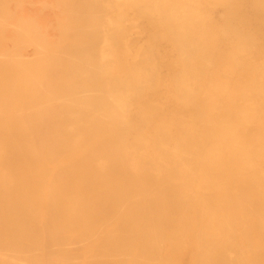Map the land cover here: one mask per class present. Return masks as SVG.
I'll return each instance as SVG.
<instances>
[{
	"label": "bare ground",
	"instance_id": "obj_1",
	"mask_svg": "<svg viewBox=\"0 0 264 264\" xmlns=\"http://www.w3.org/2000/svg\"><path fill=\"white\" fill-rule=\"evenodd\" d=\"M7 1H9V0H7ZM7 1H4V2H7ZM15 1L18 3V5H19V3H22V2H18V0H15ZM29 1H32V0H29ZM237 1L238 0L235 1L236 4H237ZM244 1L245 0H243V2ZM1 2H2V4L5 5V7H7L8 3L7 4L3 3V0H1ZM27 2L28 1L25 2L26 6L27 7L29 6L30 8L34 4V3L33 4L31 3L32 5H28L29 2L28 3ZM55 2H56V0H55ZM60 2H62V1H60ZM65 2H67V1H65ZM72 2H71V6H73V5L75 6L76 3L72 5ZM91 2L96 3V4L98 3L97 5H100L101 8L102 7L105 8V9H103L104 10L103 14L100 13V15H102V17L99 18V21H96V19H93L94 22L96 21V23H95L96 26H95V28H93L95 30L92 31L94 33L89 31L88 26H87V28L85 27L86 30L89 31L88 35L91 33L87 37L88 38V43L86 44L85 47L80 48V49H78V47L77 48L74 47L75 50L78 49L77 55H78V58H79V60H78L79 62L76 64L75 68H71V70L68 69V70H70V71H68V74H66L65 76L63 74L64 78L59 73H57V74H59V76L58 75L57 76L59 77L58 81H60V82L58 84L56 83L57 87L55 89H57V90H52L51 91L52 93L49 92L50 94L44 92V91H46V89L44 90V86H43V83H45L47 81V78H49V76L47 78H45L46 80L45 79L43 80V78L45 77V73L44 72L45 71L48 72L50 70L51 66H52L53 56H51V55L50 56L48 55V57H42V56H44L46 54V51H48L46 49H49V48H45V45H47L46 47H50V48H52L54 46L53 42H52L53 46H51V44H52V43L50 44V40L51 39L50 40H49V38L47 39L46 36L48 37V35H49V37H50L51 34H53V30L55 31L56 28H60L61 26H59V25L61 24L60 23L61 21L59 22V25L56 24L59 27H55V28L51 29V28H49L50 26L49 27L46 26L45 29H44L43 26L47 25L50 22L49 19H51V17H49V16L45 17V21L46 20H48V21H46L47 24H45V22H44V25L41 24V22H37L38 24H34L35 22L33 23V21H32L34 16H32L33 18L31 17L32 19L29 17L31 22H32V25L31 24H28V25H31L33 27L32 29H34V30L31 29L32 31L29 32L30 36L32 37L31 33L33 31H34L33 32L34 35L36 36V38H35L36 41L35 40L34 41L31 40V39H33V37L32 38L30 37L31 39L29 41L30 42H37L36 46H34L35 49L33 47L30 48V49H32L31 51L34 50L33 51L34 54H36L38 56V58H40L39 62L36 60L38 62V66L37 65L36 66H37V68L40 69V71L38 70L37 72L33 73L31 70H29V68H31V66H32L30 64L31 62L29 63V61L26 60L27 57H28L27 53H29V51L24 48L26 50L24 52V53H26V58L22 59V55L20 57V54H18L16 57H19L22 60L19 59V61H18V59H17L18 62L15 61V60L14 61L17 62L19 66L21 65L22 61H24L22 63V69H23V66L26 63H29V64L25 65L26 67L24 66V68H27L26 71H25V69H23V71L22 70L21 71L22 72H24V71L27 72L29 70L28 74H30L32 72L31 74H33V76L32 75H28L27 76V73H26L27 77L24 76V78H23V74L21 73L22 74L21 78H23V79H21V78L18 79L20 81H18L17 78H15L18 75L17 69L19 70V67L17 66V64L12 66V62L10 63V62L7 61V60L10 59L9 58L10 56H8V59H6L7 56L5 58V55L9 54V53H6L7 49L9 47L7 48L5 46V44H3L4 42L2 43L1 40H3V39H2V35H1V38H0L1 39L0 40V42H1V45H0V57L3 55L2 59H6V61H0V62L1 63H3V62L7 63L8 62L7 64H10L11 66L9 65V67H12V69H8V67H7L8 65L5 66L6 63L5 64L3 63L4 67L0 63V66H2V67H0V264H136V261L138 260L137 257H139V254L137 252L138 249L140 250L139 252H140L141 256L145 255L146 252H148V254H149L150 251H154V250L157 252V250L160 249V248L158 246H156V243L159 244L157 241L161 242V240H159L158 237H157V241L155 239H153L154 241H156L155 244H154V241L151 240V237L156 238V235L153 236V234H156V230H155L156 227H154V226L157 225V227L160 230V233H162L161 229L164 228L163 226H165V228H167L165 224L168 225V223H169V222L165 223L166 219L169 218V220H167V221H170V219L173 218L172 216H174V218L176 216L174 214L171 216V214H172V210H171L170 216L166 215L165 220L163 219V217L165 215V214L163 215V210L166 211V208L170 209V206H168V204L170 205V202L173 201V200L171 201L172 197L169 198L170 202L167 201L168 202L167 205H165L166 201H162V202H165V204H164L163 207H160V208L158 207L159 210H157L156 207L159 205V202H161V201L156 202V201L153 200L154 202H149V201H142L140 199V198H143V197H145L147 195H150V194H148L149 191H152V194H153V191H155L156 193H158V196L162 195V196H166L167 197V194H166L165 188H164V183H165L164 180H166V179L162 178L163 176L160 174V171H163L164 165H166V163L163 164V168L160 171H159V169L156 170V171H154L153 169H150V167H152V166L149 167V165L146 167V163L148 162V164L152 165L154 163V161H156L157 159H160V161H161V158H163L164 160H168V161L170 159H174L173 161H175V160H180L181 161V159L183 157H185V158L188 157V155L187 156H185V155L183 156L182 155L183 153H185L183 150H186V151L193 150V151H196L194 153H197L198 155H202L203 153H201V151H199L201 154H199V152L197 151L198 148L202 147L203 151L206 148H208V151L206 152V154H207L206 155L207 162H208V160H213L214 163H215L216 158H218V157H219L218 159H220V162H221L220 156H223L224 158H226V156H224V155L227 153V152H225L226 151L225 148H227V147L224 146L225 147L224 148L225 151L221 150V151H224L225 153L221 152L219 154H216L215 152L213 153L212 152L213 149L211 151V148L209 149V147H211L212 145H217L219 147H222V145L226 141H228L227 143L229 145H231V147L233 148V151H231V153L229 155L228 154L227 155L232 157V158L234 156H236V158H241V160H243L244 163L246 162V164L248 166L252 167V168H253V165H255V166L259 165L260 166V170L259 171H261V173H262V174L260 173L261 174L260 175V179H261L262 176L264 177V97H261L262 95H264V83L260 84V83H262L264 81L263 80H262V82H258L257 81L258 83H254L253 82L254 84L252 83L253 85H257L258 88L256 89V86H253L255 88L251 92H253L255 95L258 94L260 96V98H259V100L250 101V103L249 102L246 103L244 101L243 102L237 101L236 100L237 99L236 96H234V95L231 96V94H233V91L225 90V88H224V85L228 86L229 84L227 85V84H224L223 81H219V82H222V87L224 88V95L226 93L227 96H228L227 97L225 95L226 96L225 98H227L226 99V104L223 105L224 106L223 108H222V106H220L223 109V110L221 109L222 111H220V112L218 110V109H220V107L217 109V111L215 110L217 108L218 104H216V102H214L213 98H212L213 101L211 100L212 103L209 102L210 95L211 96L213 95L212 91H211L212 93L208 92L210 95H208V93L206 94V95L209 96L208 102L210 104H205V103H204V105L202 104L205 101V100H203L204 97L202 98V100L201 99L200 100L197 99L198 96H196V95L201 93L200 88H201V83H203V82L200 83L198 81V79L200 80V77L201 78H202V76L204 77V75H203L204 69H206V66L210 67V64L209 65H205V66L201 65L200 66V70L197 71L198 70L197 66H196L197 64H193L192 62H191L193 64L192 66L190 64H188L190 62V60L193 58V56H191V54H194V53L197 54V51L199 52L198 47L199 46L201 47V45H206V44L209 45V47L207 46V48H205L206 50H208V48L211 47L210 44H212V47H211L212 49L211 50H213L214 48L217 47V46H215L216 45L215 43H217V41H220V40H217L216 42H214L215 40L214 41L210 40L211 43L209 44L208 42L206 43L201 38V36H203L204 33H207L206 32L207 30L205 31L204 30L205 28L203 29V27H202L203 24L200 25V24L194 23L193 20H192L193 16L196 14L195 13L196 6L194 7L193 5H190L187 2H184L182 0H91ZM229 2H227V4H229ZM235 2H233V3L235 4ZM240 2L242 3L241 0H240ZM240 2H238V5H239ZM250 2H252V0H250L249 3ZM245 4H247V2ZM248 4H247V6L245 5L246 8H248V6H249ZM261 4H263V3H261ZM4 5L1 6V4H0V6L3 8V11H5ZM23 5H25V4H23ZM230 5H232V4H230ZM54 6H55V4H54ZM233 6H235V5H233ZM18 7L19 6L14 8V10H13L14 13L16 11H19L18 9H20V8H21V11L24 12V10L22 9L23 8L22 5H21V7H19V8ZM66 7H68V6H66ZM66 7H64V8H66ZM242 7H244V5ZM30 8H28V9L30 10ZM135 8H136V11H135ZM240 8H239V10H240ZM6 9H9V8H6ZM38 9L40 10L39 7H38ZM232 9L233 8L231 7V10ZM242 9L246 10L245 7L242 8ZM242 9H241V12H242ZM249 9L250 8H248L247 10H249ZM253 9H254L253 13L257 12V11H255L256 10L255 8H253ZM257 9H260L259 11H261L264 8L262 6V8L258 7ZM79 10L81 11V9H79ZM100 10L101 9L99 8V11ZM234 10L238 11L237 9H234ZM234 10H232L231 12L232 13L236 12ZM3 11L0 10V12H2L0 15L3 14ZM8 11H10V9ZM21 11H19L17 13H19L20 16H21V14L23 16L25 12L21 13ZM57 11H58V9H57ZM66 11H68V10H66ZM71 11H72V9H71ZM133 11L135 13L138 12L139 14H135ZM259 11L257 12L258 14L254 13V14L257 15V17L259 15ZM10 12H8V13L10 14ZM13 12L10 15H11V17L13 15L15 16V17H12L13 18V22H14V19L16 18V15L13 14ZM61 12H65V11L63 10ZM101 12H102V10H101ZM112 12H113V14H110ZM130 12L133 13L134 15H136L135 17H137V18H141L139 15H142V14H143L142 15V19H143L144 14L147 15V17L150 16L151 18L148 19L150 21L151 20H155V19H156L155 21H157V18H158L159 22L161 23V24L158 23V24H160L158 26L162 27V28L161 27H158V28H161V31L165 32V33L164 32L163 33L165 34L166 38L167 37L168 38L174 37V38H176L179 41L184 39V42L183 41L182 42L180 41V43L178 42L179 43L178 52H177L176 48H174V50L172 51V52H174V51L177 52L178 55L181 54L180 56H182V57L180 59H181V61L184 60L183 62H181L178 59V55L176 54L177 55L176 56L177 59L181 62V66H180V63L177 62L178 60L176 58H175L176 60L173 59L174 60L173 62L175 64L176 63L179 64V66L181 67V68L179 67V69H181L180 72L178 71L179 70L178 67H177V71L175 70L176 72L171 71L173 73L172 75H175V73L179 72V75H176V76H178L177 82H176L177 92H176V90L174 92L177 93L176 96L177 95L180 96V100H178L179 97L177 96L178 97L177 98L178 101L175 104L176 105L179 104V106L178 107H176L175 105L174 106L176 108H179V109L176 110L179 113L182 110V109L180 110V108L189 109L190 112L194 111V113H192V114L188 113V115H187V114L183 113L184 112V110H183L182 113L184 115H187V116H183L182 117V116H179L180 114L178 112H176L175 110H172L173 107H174V106H172V107H169L170 110H172V113L175 112L178 115L175 114V113L171 115V112H170L168 106L165 105V103L170 106V103L173 102L172 99L175 96L174 97L171 96L172 99L170 97L166 98L167 101L164 104H162V102H164L165 100L162 101V102L160 100L158 101V103L161 102V104L164 105L163 107L167 106V109L170 112L168 114H170L171 116L168 115L167 117H170V118H167V120L160 119V118L158 119L156 117L157 116L156 112L158 113V111H159L158 110L159 108L155 107V106H157L156 105L157 103L156 104L153 103L155 106L151 103L152 106H149V107H141L140 106V108L136 105L139 109L133 111L134 108H133V102L132 101L137 98L136 94L139 95L140 90H142V87L144 88V86H149L150 85L149 87L153 88L155 86H153L152 84L156 83V85H158L157 84V79L155 81L154 78L155 77L159 78V76L158 77L155 76L153 78V75H152V74H154V72L158 71L157 70L158 67L157 68L155 66L148 67L149 65L147 67H143V65H142V67H138V65H136V64H139V66H140V64H142V63H137V60L141 58V55L142 56L144 55V57L141 59L143 61V63L151 62V60H150L151 58L149 59V55L153 56L152 54H154V52H157V55H160L158 53V49H159V45H162V44H158V47L157 46L155 47V44H154L155 49L156 48H158V49H156L157 51L154 50V52H153V48L154 47H153V45H150V44L151 43H155V42H153V40H154L153 38L154 37L151 38L152 35H149V34H151V33L152 34L159 33L160 30L156 29L154 31V33H153V32H151V31H153L151 29L150 33H149V31H147L149 34H147L145 32L146 36L149 35V37H150L149 39H151V40L153 39V40L149 41L148 45L145 46L144 45L145 43L144 44H142L143 42L141 43V40L143 38H145V36L142 37V39L140 38L141 39L140 40L141 45H144L145 47L143 46L144 48L142 47L141 50L139 52H137L136 57H138V58H137V60H136V58H134L135 61H133L134 59L132 60V56L131 55H132V53H134L133 50H135V48L132 49L133 48L132 47L133 46L132 45V43H133L132 39H133V41H136L140 36L136 37V39L132 38V31L137 33L136 32L137 29L132 30V27H133L132 25L134 24V22H132V20H135L137 18L132 19V16H131ZM238 12H240V11H238ZM251 12L252 11H250V13ZM129 13H130V15H129ZM237 13H236V15L238 16L240 13H238V14ZM243 13H245V12L243 11L241 14H243ZM262 13L264 15V11ZM56 14L57 13H55V15ZM86 14L89 15V13H86ZM114 14H115V16H114ZM247 14L250 15L249 13H247ZM19 15H17V16H19ZM25 15H26V13H25ZM51 15H53V14H51ZM59 15L64 16V15H66V13L64 15L63 14H59ZM59 15H58V18H59ZM71 15H75V14L73 13ZM236 15H233V16L236 17ZM260 15L262 16L261 13H260ZM260 15H259V18H261ZM3 16H0V18L4 19ZM7 16H8V14H7ZM20 16H19L18 20H21ZM24 16L22 18L26 19V17L24 18ZM252 16H254V15L252 14ZM40 17H42V16L40 15ZM43 17H44V15H43ZM155 17H157V18H155ZM185 17L190 19V21L188 23H186V24H184V20H183V18H185ZM235 17H232V18H234V20H236ZM243 17L244 16H242V18ZM263 17L264 16H262V18ZM8 18L10 19V16ZM8 18L3 20L2 23L4 22L3 24L9 25L10 23H6L9 20ZM17 18H16V20H17ZM36 18H38V17H36ZM36 18H34V19L36 20ZM65 18H67V17H65ZM89 18H92V16H90ZM239 18L241 19V16H239L238 19ZM247 18H248V16L245 18L246 22H247ZM228 19H229L228 21H230V16H229ZM251 19H253V18H251ZM28 20L26 19L27 23H28ZM61 20H62V18H61ZM66 20L67 19L63 20V22L66 21ZM74 20H75V17H74ZM242 20L243 19H241V21ZM245 20H244V22H245ZM254 20H256L258 22L259 19L257 20V18H256ZM263 20H264V18H263ZM37 21H40V20L38 19ZM84 21H86V19ZM84 21L82 19V22H84ZM87 21H88V18H87ZM9 22H11V21H9ZM13 22H12L11 25H13ZM26 22H23V20H22V23L25 24ZM78 22H79V20H78ZM140 22H142V20L141 21L137 20V23H140ZM252 22H253V20H252ZM263 22H261V23H263ZM16 23H18V22H16ZM65 23H67V26H68L69 23L68 22H65ZM88 23H90V22H88ZM227 23H229V22H227ZM3 24L0 23V25H3ZM19 24H21V23H19ZM33 24L36 25V26H34ZM142 24H143V22H142ZM154 24L156 25L157 23H154ZM256 24H255V26H256ZM259 24H257L258 27L261 26ZM70 25L74 26V24H71V23H70ZM139 25H141V24H139ZM139 25L138 24L137 25L134 24V26H139ZM229 25H230V23H229ZM232 25H234V24H232ZM236 25H237V23H236ZM241 25L244 27L247 24H245V25L241 24ZM263 25H264V23L262 24V26ZM17 26H18V24H17ZM22 26L24 27V25H22ZM63 26H64V24H63ZM255 26H253V27H255ZM11 27H13V28H11V35H12L13 34L12 30L14 29L15 31L14 30L13 31L16 32L17 27H14V26H11ZM30 27L29 26L27 27L28 28V30L26 29L27 32L29 31ZM237 27L239 29L241 26L240 27L237 26ZM253 27L249 28L251 30V32H252V28ZM261 27L259 29H261ZM4 28L5 27H2V30ZM19 28L21 29V27H19ZM24 28H22L23 29L22 31H24ZM40 28L42 29L43 32L40 30ZM72 28L73 27H71V29ZM77 28H79V26ZM82 28H84V27H82ZM140 28L142 29V27H140ZM140 28H139V30H137L138 34H135V35H137V36L140 35L139 34L141 32ZM147 28H146L147 30H150L149 27H147ZM150 28H152L151 25H150ZM163 28L167 29L168 31L163 29ZM63 29H64V27H63ZM146 29H144V31ZM189 29H191L190 33H192V32L195 33L196 29L199 30V32L198 31L197 32H198V34L200 36L198 35L197 37L198 38L200 37V40L202 39V41L204 43L202 41L201 42L200 41L196 42V40L194 39V37L192 35L195 36V35H197V33L190 35ZM236 29L237 28H235V30ZM263 29H262V33H263ZM2 30H1V32H2ZM4 30H3V33L6 31V30L5 31ZM80 30H81V28H80ZM243 30H244L243 32H245V34H242V32L239 33V34H241V36L245 35V37H243V38L247 39L246 33L248 31H245V29H243ZM246 30H248V29H246ZM61 31L66 32V30H60V32ZM67 31H68V29H67ZM228 31H233V30H231V29L227 30V35H228ZM240 31H242V30H240ZM253 31L255 32L254 28H253ZM20 32H21V30H20ZM20 32H19V34H20ZM60 32H58V33H60ZM222 32H224V31H222ZM251 32H250V34H251ZM254 32L252 33V36L255 35V34L257 35V33L255 32V34H254ZM3 33H1V34H3ZM16 33L18 34V31ZM16 33H14V34H16ZM166 33H167V36H166ZM168 33L171 36H169ZM259 33H260V31H259ZM28 34L26 33L27 36H29ZM68 34L66 36H68ZM71 34H73V32ZM74 34H76V33H74ZM143 34H144V32H143ZM230 34H231V32H230ZM3 35L6 36L7 34L4 33ZM21 35H18V39L20 37L21 40H22V37H23L24 34L22 36ZM55 35H56V33H55ZM57 35L61 38V36L59 34H57ZM233 35H234V32H233ZM247 35H248V33H247ZM10 36H8L9 38H5V37L4 38L7 39V40L8 39L12 40V39H16V37H17L15 35H14L15 36L14 38L10 37ZM25 36H24L25 43L22 44L21 47L23 45H24L23 47H25L26 44H30V46L32 45L29 41H28L29 43L27 42L28 37H27V39H25L26 38ZM159 36H160V34H159ZM237 36H238V34H237ZM261 36L259 34L260 38H261ZM78 37H79V35H78ZM186 37H189V38L191 37V38H193V40L189 41L191 38L190 39L189 38L186 39ZM197 37H195V38L198 39ZM216 37L217 36L212 37V38H216ZM232 37L234 38V36H232ZM248 37H249V35H248ZM256 37H258V36H256ZM60 38L57 39V37H56L57 41L59 40L58 42H60V45L61 44L63 45L64 41H66V40H67L66 42H69V38L67 39L65 37L66 40H64V41L62 40L63 43H61ZM63 38H61V39H63ZM83 38H86V37H83ZM168 38H167V41L168 42L169 41L172 42L173 38H171L172 40L168 39ZM227 38L229 39V37H227ZM5 39H4V41H5ZM70 39H72V38H70ZM74 39H73V42H74ZM163 39L164 38H162L159 41H162V43H163V41H165V39L164 40ZM216 39H218V38H216ZM238 39H240V38H237L236 40H238ZM244 39L242 40V38H241V42H243ZM251 39L252 38L250 36V40ZM262 39H264V38H262ZM186 40H188V41H186ZM236 40H233V41H236ZM13 41L14 40H12L11 42L12 43H16V42H13ZM144 41H145V39H144ZM157 41H156V43H157ZM173 41L175 42V40H173ZM6 42H8V41H6ZM19 42L20 41H18V44L20 45L21 42L20 43ZM46 42L49 43V44H47ZM58 42H56V44ZM238 42H236V43H238ZM241 42H240V44H242ZM245 42H246V40H245ZM262 42H263V40L261 41V43ZM77 43H79V41ZM80 43H82V42L80 41ZM135 43H136V46H137V44H139V42L138 43L135 42ZM201 43H203V44H201ZM255 43L257 44V41L254 42V44ZM2 44H3V46H2ZM172 44H173V42H172ZM172 44H171V46H172ZM175 44L176 43L173 44L174 47H175ZM213 44H214V47H213ZM246 44H247V42H246ZM249 44L251 45V41L249 42ZM19 45H18V47H19ZM33 45H34V43H33ZM58 45L59 44H57L56 46H58ZM64 45H65V43H64ZM71 45H72V43L70 44V47H71ZM177 45L178 44H176V46ZM257 45H259V44H257ZM260 45L263 46L262 44H260ZM238 46H236V47H238ZM15 47H17V46L12 47V51L14 50L13 48H15ZM188 47H190V48L194 47L196 50L192 49V51H189ZM223 47H221L222 50L225 49L227 46L224 47V48ZM246 47L243 46V47L239 48L240 49V51L238 50L239 53L245 52V49L247 50ZM163 48H165V47H163ZM202 48H204V47H202ZM250 48H252V47H250ZM262 48H264V47H262ZM15 49H17V48H15ZM18 49L20 50L21 48L19 47ZM44 49H45V51H44ZM66 49L67 48L65 47V50ZM160 49H162V46H160ZM235 49H237V48H235ZM131 50H132V53H131ZM252 50L253 49H251V51ZM262 50H264V49H262ZM9 51H11V48L9 49ZM14 51H15V55H16V50H14ZM57 51H58V49L56 50V52ZM63 51H64V49H63ZM69 51H65V52H69ZM229 51L231 52V50H229ZM235 51H237V50H235ZM73 52H74V49H73ZM83 52H85L84 53V57H82ZM200 52H202V51H200ZM203 52L206 53L205 51H203ZM208 52L209 51H207V53ZM248 52H250V51H248ZM253 52H255V50ZM257 52H258V50H257ZM10 53H12V52H10ZM17 53H20V51L17 52ZM31 53H29V54H31ZM49 53L51 54L52 52H49ZM160 53H162V52H160ZM263 53H264V51H263ZM263 53H262V56H264ZM21 54H23V53H21ZM68 54L70 55V53H68ZM206 54H203V56L206 55ZM210 54H213V55H210L212 57V59H213V56H215L214 53H212V51H211ZM236 54H238V53H236ZM245 54H248V53H245ZM258 54H260V53L258 52ZM11 55H12V57L14 56V54H11ZM36 55H35V57H37ZM56 55H57V53H56ZM59 55H60V53H59ZM66 55H67V53H66ZM66 55L63 54V57L66 56ZM198 55L196 57L200 58ZM256 55L257 54H255L254 56H256ZM133 56H135V55L133 54ZM139 56H140V58H139ZM217 56L218 55H216V57ZM242 56L243 55H241V57ZM31 57L33 58V56H31ZM129 57H131V59ZM156 57L158 58L160 56H156ZM162 57L163 56L161 55V58ZM167 57L168 56H166V58ZM225 57L227 58V56H225ZM235 57H232V58L235 59ZM251 57H252V55H251ZM28 58H30V56ZM65 58H63V59H65ZM67 58H69V57H67ZM157 58H156V60H157ZM204 58L205 57H203L202 60ZM230 58H231V55H230ZM256 58H258V55H257ZM158 59H160V58H158ZM162 59L166 60L165 57H163ZM242 59H244V58H242ZM57 60H59V59H57ZM61 60H62V58H61ZM61 60H59V61H61ZM69 60H70V58H69ZM141 60H139V62H141ZM202 60H201V62H202ZM206 60H208V59H206ZM209 60H210V58H209ZM12 61H13V59H12ZM36 61H35V63H37ZM199 61L200 60H198V62ZM204 61H205V59H204ZM250 61H252V60H250ZM262 61H261V63L259 62V65L262 64ZM32 62H34V61L32 60ZM63 62H64V60H63ZM193 62H195V60ZM201 62H199V64ZM208 62H210V61H207V63ZM223 62H225V61H223ZM228 62L229 61H227V63ZM233 62L235 63V61H233ZM243 62H245V60H243ZM73 63H74V61H73ZM184 63L186 65H184ZM195 63H197V62H195ZM210 63H212V62H210ZM252 63L253 62H248L247 61V65L248 66L251 65ZM67 64L68 63H66L65 65H67ZM160 64H161V67L164 69V67L162 66L163 65L162 62ZM175 64H174V66H175ZM228 64H227V66H228ZM240 64H241V61H239V65ZM28 65H29V68L27 67ZM166 65H167V68H168L169 65L168 64H166ZM215 65H217V63ZM15 66L18 67V68L14 69L13 67H15ZM36 66H35V68H36ZM182 66H184V67L182 68ZM254 66H256V65L252 66L253 69H256V71H257V68H256L257 66L256 67H254ZM58 67H60V66H58ZM61 67H63V65ZM161 67H159V69ZM170 67H173V66L170 65ZM170 67L167 70H171L172 68L170 69ZM235 67H236V65H235ZM237 67H238V69L240 68V71H241V68L245 67V63H244V66L242 65V67H241V65H240V66H237ZM54 68L55 67L53 66V69ZM211 68H212V64H211ZM213 68H214V66H213ZM246 68H248V67H246ZM260 68H261V66H260ZM31 69L35 70L34 66ZM55 69H57V68H55ZM62 69H61L60 73H63ZM163 69L161 70L162 72H163ZM8 70H10V71H8ZM41 70H43L44 72L41 71ZM66 70L67 69H65V71ZM248 70L245 69V71H247V72H248ZM263 70H264V68H263ZM57 71H60V70H57ZM212 71H214V70L212 69ZM7 72H9V73H7ZM41 72H43V73H41ZM52 72H50V73H52ZM169 72L167 71L168 75H167L166 72H164L163 76L165 77V74H166V78L169 77V74H170ZM208 72H205V77H206V73H208ZM214 72H216V71H214ZM258 72H259V70H258ZM5 73H7V75L10 74L11 80H8V79H7V81L5 80V78H6L5 77V75H6ZM157 73H156V75H157ZM252 73H254V71ZM43 74H44V76H42ZM260 74H261L262 79H263L264 78V71L262 73H260ZM256 75H257V73H256ZM46 76H47V74H46ZM171 76L169 77L170 79H171ZM229 76H231V75H229ZM17 77H19V76H17ZM231 77H232V80H234L233 76H231ZM250 77L251 76H249V78ZM13 78H15V79L13 80ZM166 78H164V79H166ZM207 78H208V76H207ZM256 78H257V76H256ZM213 79H215V78H213ZM152 80H154L155 82L152 81ZM222 80H224V78ZM243 80L244 79H242L241 81L244 82ZM55 81H57V80H55ZM172 81H173V79H172ZM228 81L229 80H227L225 83H227ZM252 81H254V80H252ZM50 82L52 83V81H50ZM210 82H208V83H210V85H211V88H210L211 90H214V89L216 90L217 89L216 87H218V85L221 84V83L220 84L219 83L215 84L216 86L213 88L212 84L214 85V83L212 81H210ZM246 82H247V80H246ZM51 83H49V84L51 85ZM163 83L165 84V82H163ZM208 83H206V85ZM6 84H8L9 86H7ZM46 84H48V83L46 82ZM161 84L162 83H160L159 85H161ZM54 85H55V83H54ZM172 85H173V83H172ZM45 86L47 87V85H45ZM51 86H53V85H51ZM209 86H207L206 88H208ZM53 87H52V89H53ZM149 87H147L148 90H150ZM159 87L161 88V86H159ZM202 87H203V85H202ZM245 87L247 88V86H245ZM250 87L251 86H249V89H250ZM152 88L150 90V93L153 90ZM163 88H164V86H163ZM172 88H171L170 92L173 91ZM49 89L47 88V90H49ZM174 89H176V88L174 87ZM217 90H219V89H217ZM220 90H223V89L221 88ZM220 90H219V93L221 94ZM41 91H43L45 94H43V92L41 94L40 93ZM160 91H161V89H160ZM207 91H208V89L206 90V92ZM147 92H149V91H147ZM163 92H164V90H163ZM206 92L203 91V93H206ZM239 92L242 95H245L244 97L246 98V94H244V93H247L248 90L242 89ZM28 93L32 94V95L29 96V95H27ZM162 94H160V95L164 96V93H162ZM16 95H18L19 99H21V100L26 95L29 96V97H32L31 99H29L28 97L26 98V99H29V100H32L33 97L37 95L38 98H36L37 96L34 97L35 101H36V99H40L41 98L42 100L40 99L41 101L39 100L40 101L39 103L41 105H44V107H45V105H49L50 104V108L51 109L49 108V106H47L48 109H50V110L53 109V106H54V105H52L53 102H56V100H59V103L56 102L59 105V107L54 103L57 106V107L55 106L54 109L58 110V112H60V113L62 111V113L60 115L58 113L59 116L58 117H54V118H53L52 115H49V117L51 116L53 118V119L50 118L49 120H51V121H49L48 118L45 119V116L43 114L48 115V114H50L52 112L47 113L49 111H48V109L46 107L44 109V107H41V105L39 104L40 107L38 106L37 109L35 107L33 108V109H35L33 113L26 109L27 111L25 110L26 112L24 114L21 111L24 110L25 108L24 109L22 108V110H20V112H21L20 113L19 110H18L20 107L17 108L15 103H14L15 107L17 108L15 110L17 111V113L19 112V114L15 113L16 115L15 114H12V115L10 114L9 115L10 111L13 108L10 105L9 106H10L11 110L9 111V113L5 112L7 115L4 112H3L4 114H1L2 111L7 109L6 105L8 106V104L10 102L13 103L15 101L14 98H15ZM141 95H142V97H140V98L143 99V93ZM156 95H158V94H156ZM156 95H153V96L155 97ZM173 95H175V94L173 93ZM203 95L205 96V94H203ZM10 96L13 97L14 100L10 101L8 103L7 100L9 98H11ZM217 96H218V93H217ZM233 96L236 97V98H232ZM248 96H251V95H248ZM158 97H159V95H158ZM158 97L156 96V98H158ZM205 97H206V99L208 98L207 96H205ZM161 98H159V99H161ZM163 98H165V97H163ZM250 98H252V97H249L248 99H250ZM261 98H263V99H261ZM34 99H33V101H34ZM146 99H148V97L145 98L144 100H146ZM168 99H171L172 101L170 100V103H167V102H169ZM29 100H26V101L28 102ZM53 100H55V101H53ZM220 101L223 102L222 99H220ZM15 102H17L16 104L18 106V102H20V101H15ZM30 102H32V101H30ZM20 103H19V105H20ZM252 103H255V106H252L251 105ZM21 104H22L21 107H24V105H26V103L24 105H23V103H21ZM34 104L36 105V103L33 102V105ZM30 105H31V103H30ZM158 106H159V104H158ZM32 107L33 106L31 105V106H29L27 108H30V110H32L31 109ZM159 107L161 108V106H159ZM163 107H162V109H163L162 111H167V110H164L166 108H163ZM40 108H42V109H40ZM57 108H59L61 111H59V109H57ZM15 110H12V111H15ZM43 110L44 111L47 110V111H45L43 113L42 112ZM56 110H54V112H56ZM40 111L43 113V114L41 113L42 116H41V114H39ZM27 112H31V114H29L31 116L28 115L30 117L29 119L27 118V114H26ZM21 114H24V115H21ZM56 114H55V116H57ZM161 114H162V112H161ZM189 114H191V115H189ZM46 117H48V116H46ZM47 121L52 122V123L48 124ZM47 125H52L53 128L55 126V129H56V126H58L57 128H59V129L58 130H53V129L49 130L48 128H46L48 130H44V129L39 130L40 127H42V126L48 127ZM27 126H29L31 128H29V129L27 128L25 130H22V128L27 127ZM253 128H255V130ZM148 130H156V131L157 130H159V131L161 130L162 132H155V131L150 132ZM170 130H174L176 135L173 132L171 133ZM176 130H178L177 133H176ZM179 130H181V131H179ZM185 130H193V131L185 132ZM197 130H201V131H197ZM223 130H225V131H223ZM232 130H235V131L233 132ZM239 130H241V135L244 136V138L241 136L243 138V140H238V136H240V135H238L236 133H239ZM242 130H244V131L247 130L248 133H250V131H248V130H254V132L256 131L257 136L255 134V136L252 138L251 136H253V135L249 134V137L251 139L250 140L249 137L247 136L248 133L246 132L247 134H245V132L242 131ZM182 131H184V132H182ZM153 132H155V133H153ZM242 132H243V134H242ZM252 132L253 131H251V133ZM254 132H253V134H254ZM236 135H238V136H236ZM245 135H246V138H245ZM171 138H172V140H170ZM239 139H240V137H239ZM246 139H249V140L247 141ZM169 141H174V143H175L174 145H172V142L170 144L173 147L175 146L177 151H175V152L173 151V152H170V153L166 152V150L169 149V148L166 149V146H167L166 144H168ZM170 144H169V146H170ZM237 145H239V146L241 145V147H240L241 149L245 148L244 149L245 150V154H244V151L242 153L240 151V153H241V155H240V153H239V149L240 148ZM242 146H249V147L252 146V147H250L251 148L250 149V148L242 147ZM212 147H214V146H212ZM216 147H215L214 151H216ZM176 149H174V150H176ZM248 149H250V151ZM150 150L153 151L152 154L149 152ZM171 150H173V149H171ZM199 150H201V149H199ZM218 150H220V149H218ZM230 150H231V148H230ZM237 152L239 153V155L237 154ZM160 154H163L162 155L163 157L160 156ZM187 154H189V153H187ZM192 154H193V152H192ZM168 155H170L169 158H167ZM192 156H194V155H192ZM223 157H222V159H223ZM192 158H191V160H192ZM193 159H195V158H193ZM202 159L204 161L205 157H198L195 160H199L198 162H200V160H202ZM152 160H153V163L151 162L152 163L151 164L149 161H152ZM233 160H234V158H233ZM173 161L172 162L169 161V162H171L172 165H174L176 162H173ZM229 161H232V160H229ZM136 162H137V164H135ZM169 162L167 164H169ZM181 162L183 164V161H181ZM185 162L186 161H184V163ZM189 162L190 161H188V163ZM222 162H223V164L225 163L224 161H222ZM237 162H238V160H237ZM214 163H212V165H214ZM239 163L242 164V162H239ZM260 163H262L263 166ZM157 164H159V163H156V165ZM226 164H228V163H226ZM180 165H181V163H180ZM191 165H193V164H191ZM231 165H233V164H230V166ZM234 165H236V164H234ZM234 165L232 167H234ZM159 166H161V165L159 164ZM181 166L183 167L184 165H181ZM186 166H187V164H186ZM220 166L222 167V164ZM173 167L176 168V166H173ZM189 167H191V166H189ZM193 167H195V166H193ZM223 167H224V165H223ZM223 167H222V169H223ZM232 167L230 168L231 171H233ZM237 167L239 169L241 167V165H240V167H239V165ZM257 167H255V169ZM188 168L187 167L185 168V172H186V175L190 176L189 173H188V170H187ZM234 168L237 169L236 167H234ZM154 169H156V168H154ZM165 169L169 170L170 167L167 165V168L165 166ZM176 169L182 170L181 167H179V168L177 167ZM198 169H199V167H198ZM243 169H244V167H243ZM152 170H153V172H152ZM240 170L241 169H239V171ZM250 170H251V168H250ZM223 171H225V170H223ZM239 171H237V172H239ZM259 171L256 172V170H255V173H259ZM185 172L183 171L182 173L185 174ZM198 172H199V170H198ZM218 172H219V170H218ZM227 172H229V171H227ZM240 172H244V171H240ZM240 172L238 173V175L240 174ZM203 173L201 175L205 177L206 173H205V175ZM244 173H246V172H244ZM244 173H242V174H244ZM248 173L249 172H247V174ZM255 173L251 174L252 177L256 176ZM195 174H197V173H195ZM211 174H212V176H214L213 173H210V175ZM229 174H230V172L227 173L226 175L224 174V176H222V175L221 176L222 177H225V176L228 177ZM167 175H165V176H167ZM245 175L246 174H244L242 176H245ZM175 176H177V175H175ZM191 176H192V172H191ZM197 176L200 177V175H197ZM233 176H234V174H232V176H230V177H233ZM235 176H237V175H235ZM240 176H241V174H240ZM180 177H181V175H180ZM217 177H219V174L216 176V179H214V180H217ZM237 177H233V179H232L233 181L232 182H234V180L237 179ZM156 178L157 179L162 178L159 181L161 182L163 180V182L162 183L157 182V184L153 183V182H156V181H153ZM173 178H174V176H173ZM189 178H191V177H189ZM189 178L184 179V180H189ZM193 178H195V175L193 176ZM239 178H238V180H239ZM243 178H240L241 181L242 180L244 181ZM224 179H226V177L223 178V180ZM168 180H170V178H168ZM173 180L175 182L176 179H173ZM173 180L172 181H168L167 183L171 182L173 184ZM202 180H203V177H202V179L200 178V183H199V181L197 179L198 182L196 181L197 182L196 185H192V184L195 183L194 181H192L191 185H192V187L195 186L197 191L202 189V190H204V192H206L207 190H205V189L208 186H206V188L204 187V189L201 188V186H203L202 183L205 182V181H202ZM214 180L212 182H214ZM219 180L220 179L218 178V182H219ZM238 180H236V181H238ZM247 180L249 181V179H247ZM258 180H259V178H258ZM258 180H256V182ZM178 181L179 180H177L176 182H178ZM228 181H231V180L229 179ZM228 181H226V184L229 183ZM236 181H235V183H236ZM180 182H182V180ZM246 182H245V184H247ZM206 183H207V181H206ZM214 183L216 184V182H214ZM242 183H241V186H242ZM262 183H264V178H263ZM210 184H211V182H210ZM222 184H223V182H222ZM222 184H221V186H222ZM204 185H206V184L204 183ZM207 185H209V184H207ZM212 185H213V183H212ZM236 185H237V183H236ZM171 186H176V184L171 185ZM186 186L187 185H185V187ZM231 186H233V184ZM243 186H242V188H243ZM198 187H200L201 189L200 188L197 189ZM236 187H235V189H236ZM256 187L260 188L258 186H256ZM263 187H264V184H263ZM174 188L173 187H170V188L168 187V189H173V190H174ZM177 188H178V185H177ZM187 188H188V186H187ZM187 188H186V192H187ZM207 189H208V192H206L205 195L210 192L209 187ZM217 189H220V188H217ZM243 189H245V188H243ZM261 189H262V187L260 188V190ZM184 190H185V188H184ZM222 190H224V186H223ZM238 190H239V188H238ZM238 190H236L235 192H237ZM219 191L220 190H218L217 192H219ZM225 191L227 192V190H225ZM231 191L232 190H229L230 193H232L234 190L232 192ZM239 191H241V189ZM256 191L259 192L258 189H256ZM169 192H170V190H169ZM169 192H168V194H169ZM180 192L181 191H179V193ZM190 192H192L191 187H190L189 193ZM198 192H199V194H201L202 191H198ZM222 192H220V193L222 194ZM252 192H253V190H252ZM257 192H255V193L258 195ZM260 192L262 194L260 193L261 197L260 198L258 197L260 199L259 206H258V204L256 202L255 203L259 207L257 212H258V218H259L258 220H259L260 223L259 222H257V223L259 224V227L261 229V230L260 229L259 230L262 231V236H264V188ZM183 194H185V193L183 192ZM237 194H238V197L240 196V199H241L242 196L239 195L240 193L238 192L235 195L237 196ZM136 195L139 197V200H138V197ZM181 195H180V197H181ZM188 195L190 196V194H188ZM192 195H193V197H196L195 196L196 193H195V195H194V193ZM202 195H204V194L202 193ZM202 195H198V196H202ZM220 195L217 196V194H216V196L218 197L217 198L215 196L216 199L221 198ZM251 195L252 194H250V196ZM151 196L152 195H150V197ZM162 196H160V197H162ZM186 196H187V193H186ZM208 196H209V194H208ZM236 196H235V199L238 200V198H236ZM178 197H179V195H178ZM202 197L201 198L198 197V198H200L202 200V199H204ZM222 197L224 198V196H222ZM230 197H231V194H230ZM152 198L153 197H151V199ZM165 198L162 199V200H165ZM179 198H177L176 201H179L178 200ZM226 198L227 197H225L224 199L227 200ZM233 198L234 197H232V199ZM258 198H255L254 201H257ZM206 199H207V201H209L208 200L209 198L207 196H206ZM210 199H213V197L211 195H210ZM251 199H252V197H251ZM220 200L221 199H219L217 201H220ZM229 200H231V199H229ZM229 200H227V201L229 202ZM184 201H186V200H184ZM192 201H193V203H195L194 200H192ZM202 201H200V202L197 201L196 203H200L201 204ZM211 201L213 202L214 200H211ZM235 201H234V203H235ZM203 202H202V204H203ZM228 202H227V204H228ZM239 202H241V201H239ZM248 202H250V201L248 200ZM207 203H204V205L206 204V206H207ZM244 203L246 204L247 201H245ZM175 204L179 205V203H175ZM210 204H211V202H210ZM239 204H242V202L239 203ZM256 204H255V206H256ZM162 205H163V203H161V206ZM186 205H188V204H186ZM189 205H190V203H189ZM235 205L237 206L238 204H235ZM235 205H233V206H235ZM188 206H186V207L188 208ZM194 206H195L194 207L195 209L198 207L197 204L196 205L194 204ZM216 206H217V209H218V205H216ZM221 206H222V204H221ZM236 206H235V208H236ZM243 206H240V207L242 208ZM257 206H256V210H257ZM164 207H166V208H164ZM192 207H193V205H192ZM201 207H203V205ZM224 207H226L227 210L229 209L228 208L229 206H226V204H225ZM194 208H192L194 210V211H192L193 215L191 214L193 218L197 215L196 214L194 216V212H195ZM226 208H224V209L226 210ZM232 208H234V207H232ZM232 208H230V209H232ZM160 209L162 211V217H161L160 213L158 215V212H161ZM180 209H182V208H180ZM183 209H182V212H183ZM190 209L191 208L187 209V211L188 210L190 211ZM211 209H215V207L213 206ZM219 209L221 210V208H219ZM234 209H233V211H234L233 216L235 215V213L239 215V213L236 212L237 210L235 211ZM238 209L240 210V208H238ZM245 209L246 208L244 206V210L243 211H246V213H247V210H245ZM250 209L252 210V208H250ZM174 210H176V208ZM197 210H199V209H197ZM204 210H205V208H203V211H202V209L200 211H202L204 213ZM209 210H210V207H209ZM222 210H223V207H222ZM225 210H223V212ZM248 210H249V208H248ZM179 212H181V211L179 210ZM179 212H178V214H179ZM207 212L208 211H206V213ZM219 212L220 211L216 212V214L219 213ZM251 212H249V213L253 214V212L252 213ZM184 213L185 212H183V215H184ZM189 213H186V214H189ZM175 214L177 215V213H175ZM186 214L184 215L185 218L187 217ZM224 214H226V212L223 213V215ZM191 215L189 214V217ZM200 216H202V215H200ZM205 216H207V215H205ZM231 216H232V214H231ZM249 216H251V215H249ZM189 217H187V218L189 219ZM213 217L214 216H212V218ZM217 217H218V215H217ZM220 217L223 218L222 215ZM220 217H219V219H220ZM237 217H236V219H237ZM177 218H180V217H177ZM177 218L174 220V222L176 220H178ZM187 218H186V220H188ZM246 218H248V217H246ZM191 219H189V220L191 221ZM203 219H204V217L202 218V220ZM240 219H242V218H240ZM180 220H182V219H180ZM180 220H178V221L180 222ZM189 220H188V222H189ZM223 220L226 221L225 224L228 226L229 222H227V220H225V219H223ZM233 220L234 219H232V222H233ZM238 220H239V218H238ZM182 221H183V223L185 222L184 223L185 226L183 225V223H181L183 226L181 224L180 225L182 227H186V223H188V222H186L185 220H182ZM194 221H196V217H195ZM200 221H201V219H200ZM255 221H257V220H255ZM179 222H176V223L178 224ZM198 222H199V220H198ZM201 222H199V223H201ZM203 222H206V221H203ZM207 222H209V221H207ZM213 222H214V220H213ZM239 222H241V221H239ZM172 223H173V221H171V225L172 226H176L175 223H173L174 225ZM191 223H192V221L190 223H188V224H191ZM216 223L214 224V227L217 225ZM218 223H220V222H218ZM237 223H238V221H237ZM252 223L255 224L253 221H252ZM213 224H211L210 226H212ZM244 224H246V222H244L243 225ZM194 225H192V227H191V225L187 226V227L191 228L189 230L190 233L195 231L196 228H194ZM199 225H202V224H199ZM234 225H237V224L235 223ZM234 225H232V226H234ZM240 225H242V224L238 223V226H239L238 230L243 229L242 226H240ZM229 226H231V225L229 224ZM187 227L183 228V229L184 230L189 229ZM200 227L202 229V226H200ZM222 227H223V225H222ZM151 228L153 229V231L155 230V233H153V231H151ZM178 228H179V226H178ZM210 228L212 229V227H210ZM223 228L225 230V227H223ZM227 228H229V227H226V229ZM244 228H245V225H244ZM254 228H255V226L252 229H254ZM149 229H150L149 232H151L153 234H152V236H149L150 237V241L146 242L147 240H149V237H148V234H147V237H148L147 238L145 236V233H148L147 231ZM192 229H194V230L191 231ZM211 229H210V232H211ZM231 229H233V227H231L229 229V231ZM165 230L166 229L163 230L164 231L163 233H165V235H167L168 234L167 230H169V229L167 228V230L166 231ZM170 230H171V227H170ZM174 230H172V232H174ZM198 230L199 229H196V231H198ZM219 230H220V228L218 229V231ZM259 230L257 232H260ZM177 231H178V229H177ZM181 231L182 230H180L178 232L180 233ZM189 231L187 232V234H186V231L184 232L185 233L184 235H186L185 236L186 244H184L185 246L183 245V242H184L185 238L182 236L184 239L181 240L182 237L180 236V239H179L180 241H182V242H180V241L179 242L182 243L183 250H181L182 249L181 245L180 244H176L177 241L176 242L174 241L176 239L175 237L179 236V235H177V236L175 235L177 232L174 233V236H175L174 238L175 239L172 240V241H173V244L175 243L174 246L179 245L181 247V248L178 247V249H177V250H181L182 251V252L180 251L181 254H184L183 251L186 249L185 247L188 245L187 244L188 243L187 242L188 241L187 236H188V234H190ZM233 231H236L235 233H237V230H235V228H234ZM241 231L244 232L245 229L241 230ZM203 232H204V230H203ZM207 232H209L208 229H207ZM230 232H232V231H230ZM254 232H256V231H254ZM151 233L149 235H151ZM160 233L158 232L159 235H161ZM199 233L201 234V231ZM235 233L234 232L230 233L231 236L228 235L230 237V239L234 238V236H235L234 234ZM181 234H183V232H181ZM194 234H196V232ZM194 234L192 233V234H190L191 236L189 235V237H190L189 240L190 241H191V239L192 240L194 239V237H195ZM204 234H207V233L204 232ZM213 234H212V239L208 238V240L212 241V244H211L210 241H207V240L205 241L206 244L213 245V239H214ZM215 234H216V232H215ZM219 234L221 235L222 233H220V231H219ZM227 234H228V230H227ZM227 234L225 233L226 236H227ZM237 234L239 235V233H237ZM252 234H255V233H252ZM258 234L259 233L256 234V237H259V236H257ZM171 235L173 236V233ZM216 235H218V234H216ZM220 235H218V237H221ZM246 235H248V234H246ZM172 236H171V238H172ZM197 236H196V238H197ZM228 236H227V238H228ZM242 236H245V233L242 234ZM242 236H241V238H242ZM145 237H146V239H145ZM164 237H166V236H164ZM201 237H203V236L201 235ZM204 237L206 239L207 236L205 235ZM256 237L254 235L253 239H255ZM166 238H169V237H166ZM216 238L217 237L215 236V239ZM250 238H252L251 235H250L249 238H246V240L249 239L250 242H251L252 239H250ZM261 238H263V237L260 236V239ZM45 239L48 241V243H46V241L44 242ZM161 239H162V241L165 242V239L163 237ZM199 239H200L199 241H201V238H199ZM203 239L204 238H202V240ZM215 239H214V241H217ZM226 239H224V240H226ZM230 239H229V243H231ZM237 239H238V242H239L240 237L237 236ZM255 240H256V242L259 243V240H257V238ZM151 241L153 242V244L156 247H158V249L154 248L153 244L149 243ZM169 241H171V240H169ZM172 241H171V243L170 242L169 243L172 244ZM192 242L193 241H191V243ZM194 242H196V240ZM207 242H210V243H207ZM246 242H245V247H246ZM263 242L264 241H262V243ZM75 243L77 245L80 244V247H81L80 248L81 252L80 253L77 252L78 254H76L75 252H74L75 254L73 252H71V250H73L74 247L71 248L70 245L71 246H73V245L77 246V245H75ZM191 243H189V244L191 245V247H193L192 245L194 243L193 244H191ZM258 243H257V248L256 247L255 248L258 249V251L261 253V249L259 250V248H263L264 247V243L261 244V245H259ZM45 244H47V245H45ZM48 244H49V246H48ZM170 244L168 246L169 247L168 248L169 251H171V245ZM199 244H201V243H199ZM219 244H222V243L219 242ZM219 244L214 245V247L217 246V248H218ZM236 244H237V241L234 243V245L236 246ZM249 244H251V243H249ZM249 244H247L248 245V249L252 250L253 246L250 245L252 247L249 248ZM166 245H168V244H166ZM197 245H198V242H197L196 246ZM208 245H204L203 244V246L209 247ZM231 245H233V241H232ZM238 245L239 246L242 245V242H241V244H238ZM253 245H255V242H254ZM47 246H48V248H46L47 250L45 251V247H47ZM162 246H163V244H162ZM174 246H172V249L174 248ZM235 246H234L233 249H235ZM242 246L244 247V245H242ZM164 247H166V246H164ZM187 247L189 248V246H187ZM191 247H190L189 251L190 250L192 251L193 248H191ZM214 247L212 246V248L215 250L216 248H214ZM243 247H241V249H240L241 251L244 250L245 247L244 248ZM199 248L203 249V247L201 248L200 245L198 247V250H199ZM212 248L211 249L209 248L210 251L212 250ZM221 248H223L222 250H224V251H222ZM221 248H219V249L222 252H225V250L226 251L228 250V249H225V248H228V246L225 247L223 245V247H221ZM75 249H76V247H75ZM80 249H78L77 251H79ZM168 249L166 248V250H168ZM236 249H237V247H236ZM246 249H245V252L247 251V254H248L247 259L244 258V255L241 256V257L244 258L243 260L246 259L245 262H249L250 264H252V263L256 264L257 261L260 259V257L258 258V260H256L257 258L255 259V262H256L255 263L254 260L252 261L251 256L249 257V255L252 254V251L249 254L248 250H246ZM186 250L188 251V249H186ZM195 250H197V248ZM195 250L192 251L193 254H195L194 253ZM206 250H207V248L205 249V251ZM216 250H218V249H216ZM155 251L153 252L154 255H155ZM163 251H164V248H163ZM191 251L189 252L190 254H191ZM205 251L204 252L201 251L202 252L201 255H200L201 258H203L202 254L205 253ZM215 251L214 252L211 251L210 253H213V256H214V253L216 254ZM238 251H237V253L239 254ZM241 251H240V253L242 254L243 252H241ZM176 252H179V251H176ZM230 252L231 251H229V253ZM249 252H250V250H249ZM153 253H150V254L153 256ZM210 253L208 255V253L206 252L207 256H206V260H204V263H205V261H207V264L208 263L211 264L212 262H216V261H213L212 255ZM217 253H218V251H217ZM232 253L233 252H231V255H233ZM148 254H147V256H148ZM169 254H167V256ZM175 254H178V253H175ZM227 254H228V252H227ZM234 254H236V253H234ZM254 254L256 256L258 255V254H256V251L254 252ZM263 254L261 253V256H263ZM160 255L161 254H159V256ZM195 255H197V252H196ZM167 256H165V257L167 258ZM182 256L183 255H180V256L178 255L177 257L174 256V258H173L172 254H171L170 257L172 258V260L174 259V262L173 261H169V262L170 263L172 262V264H176L175 261H177L178 257H181V258L185 257V256H183V257ZM188 256H186L187 260H188ZM223 256L226 257V255H224V254H223ZM223 256H222V259H221L222 261L224 259ZM233 256H235V255H233ZM254 256H252V258ZM135 257H136V260H135ZM146 257H145V259L148 260V258H146ZM165 257L164 258L161 257V259L164 261ZM191 257H192V255L189 256V258H191ZM238 257H240V256L238 255ZM238 257H237V261H239ZM149 258H151V257H149ZM175 258H177V259H175ZM185 258H183V259H185ZM195 258H194V260H195ZM248 258H249V260H248ZM159 259H158V261H159ZM161 259H160V261H162ZM167 259H169V257ZM153 260H154V258L149 260V262H151ZM156 260H157V258H156ZM156 260H154V261L156 262ZM187 260L185 259V262ZM199 260H200V258H199ZM227 260L228 259L225 258V261H227ZM243 260L239 261V262H241V264H244L245 262ZM262 260H264V258H262ZM154 261H153V263H154ZM191 261H189V262L187 261L188 264L189 263L193 264V261L192 262ZM196 261H198V260H196ZM222 261H220V262L223 263ZM250 261H252V262H250ZM142 262H139V263H142ZM149 262H147V263H149ZM166 262L164 261L162 263L165 264ZM179 262L181 263L180 259H179V261H177V263H179ZM228 262H227V264H229ZM235 262L236 261L234 260V263ZM144 263H146V262H144ZM197 264H199V263H197ZM215 264H218V263H215ZM224 264H226V263H224Z\"/></svg>",
	"mask_w": 264,
	"mask_h": 264
},
{
	"label": "rangeland",
	"instance_id": "obj_2",
	"mask_svg": "<svg viewBox=\"0 0 264 264\" xmlns=\"http://www.w3.org/2000/svg\"><path fill=\"white\" fill-rule=\"evenodd\" d=\"M4 1H7V0H3V3H5V4L8 3V4H7V7H5V5L2 4V2H1V0H0V4H1V6L4 5V7H5V11H3V8L0 6V10L3 11V14L0 15V16H3V15H4V16H3L4 19H3V18H0V20L2 19V20L0 21V23L3 24L4 22L2 23V21L5 20V19H7V18L10 16V19L8 18L9 20H8V21L6 20L7 22L5 21L6 23H10V24H9V25H5V24L0 25V27H1V28H0V32H1V30H2V27H5L6 29H5V28H4V29H5L6 31H5L4 29H3V30L5 31L4 33L7 34L6 36L3 35L4 33H3V30H2L1 33H3V34L0 33V38H1V35H2V39H3V40H1V39H0V40L2 41V43L4 42L3 44H5V46H6L7 48L9 47V48L7 49V52H6V53H9L10 55H9V54H8V55H5V58H6V56H7L6 59H8V56H10L9 58H10V59L12 58L13 61H12V59H11V60L9 59V60H7V61L10 62V63L12 62V66L17 64V66L19 67V70L17 69L18 67H16V66L13 67L14 69L16 68L17 71H18V75H17V76H19V77H17V76L15 77V78H17V80L20 79V78L22 77V74H23V78H24V76L27 77L28 75H32V76H33V74H31L32 72L34 73V72H37L38 70L40 71V69L37 68V66H38V62H39V59H40V58H38V56H37L36 54H34V52H33L34 50L31 51L32 49H30V48H32V47L34 48V46H36V43H37V42H30V41H29L32 37H33V39H31L32 41H34L35 38H36V36H35L34 33H33L34 31L31 33L32 37L30 36V33H29L30 31L34 30V29H32L33 27L31 26V25H32V22H31L30 18H31L32 16H34V18L38 17V18H36V20H35L33 17H32L33 19L31 18L32 21H33V23L35 22L34 24H38L37 22H41V24L44 25V22H45V24H47L46 21H48V20L45 21V17H48V16L51 17V19H49L50 22H49L47 25H44V26L42 25V26L44 27V29H45L46 26H48V27L50 26L49 28H51V29H52V28H55V27H59V26H61V27H60L61 29H60V28H56L58 31H57L56 29H55L56 32L53 30V34H51V36H50L51 38L49 37V35H48V37L46 36L47 39H48V38H49V40L51 39V40H50V44L53 42V43H54V46H53V43L51 44V46H53L52 48H50V47H46L47 45H45V48H49V49H46V50H48V51H46V54H47V55L45 54L44 56H42V57H48V55H49V56H50V55L53 56V63H52V66H51L52 69L50 68V70H49L48 72H47V71L44 72L43 70H41V71H43V72L45 73V77L43 78V80L49 76V78H47V81H46L48 84H46L45 81H44L45 83H43L44 90L46 89V91H47V92H46V91H44V92H45V93H48V94L52 93V92H51L52 90H57V89H55V88L57 87V86H56V83L58 84V83L60 82V81H58V79H59V77H58L59 74H60L62 77H63V74H64V76H65L66 74H68V71H70L71 68H75L76 64L79 62V61H78L79 58H78V55H77V51H78V49L85 47L86 44L88 43V38H87V37L91 34V33H90V34L88 35V33H89V31L92 32V31L95 30V29H93V28H95V26H96L95 23H96V21H99V18L102 17V15H100V13L103 14V12H104L103 9H105V8H103V7L101 8L100 5H97L98 3H97V4H96V3H93V2H91V0H72L73 2H72L71 0H58V1L56 0V2H55V0H34V1H33V0H32V1H29V0H25V1H24V0H22V1H21V0H18V2H22V3L24 2L23 4H25V5H23L22 3H19V5H18V3H17L15 0H9V1H7V2H4ZM26 1L29 2V3L27 2L28 5H32V4L34 3V4L31 6V8H30L29 6H28V7L26 6V3H25ZM60 1H62V2H60ZM63 1H64V2H63ZM65 1H67V2H65ZM82 1H83V2H82ZM182 1L187 2V3L190 4V5H193L194 7L196 6V10H195V13H196V14L193 16L192 20H193L194 23H197V24H200V25L203 24V26H202L203 29L205 28L204 30H205V31L207 30V31H206L207 33H204V34H203L204 37L201 36V38H202L206 43L208 42L209 44L211 43L212 40H213V41L215 40L214 42H216L217 40H220V41H217V43H215V44H216L215 46H217V47L220 45V46L218 47L219 49L216 47V48H214L215 50L213 49L214 51L211 50V49H212V48H211V47H212V44H210L211 47L208 48V50H206L205 48H207V46L209 47V45H207V44L205 43L206 45H201V47H200V46L198 47L199 52L197 51V54H196V53H194L195 55H194V54H191V56H193V58L191 59L192 61L190 60V62H189L188 64H190L191 66H192L193 64H197V65H196V66H197V69H198L197 71L200 70V66H201V65H204V66H205V65H209V64H210V67H209V66H206V69H204V72H203L204 77L202 76V78L200 77V80L198 79V81H199L200 83H201V82H203V83H201V88H202V89L200 88L201 93L196 95V96H198L197 99H198V100H200V99L202 100V98L204 97L203 100H205V101L202 103L203 105H204V103H205V104H210V103H212V101H213V99H214V102H216V104H218V105H217V108L215 109L216 111H217V109H218L220 106H222V108H223V107H224L223 105L226 104V99H227V98H225V97L227 96V94L225 93L226 96L224 95V88H225V90L233 91V94H231V96H232V95L236 96V97H237V99H236L237 101H240V102H243V101H244V102H246V103H247V102L250 103V101L259 100L260 96H259L258 94L255 95V94H254L253 92H251V91L255 88V87H253V86H256V89L258 88L257 85H253L254 83L262 82V80L264 81V78L262 79V76H261V74H260V73H262V72L264 71V70H263V68H264V60H263V59H264V56H262V53H263V51H264V50H262V49H264V48H262V47H264V39H262V38H264V29H263V28H264V25L262 26V24L264 23V22H263V21H264V20H263L264 17L262 18V16H264V15H263L262 12L264 11V9L261 10V11H259L260 9H257L258 7H259V8H262V6H263V8H264V0H252V2H250V3H249L250 0H245L244 2H243V0H241L242 3L240 2V0H238V1H237V4H236V2H235L236 0H228V1H227V0H224V1H223V0H182ZM189 1H190V2H189ZM225 1H226V2H225ZM229 1H230V2H229ZM41 2H42V3H41ZM54 2H55V3H54ZM57 2H58V3H57ZM68 2H69V3H68ZM71 2H72V5L76 3L75 6H74V5L71 6ZM81 2H82V3H81ZM227 2H229V4H227ZM233 2H235V4H234ZM238 2H240L239 5H238ZM246 2H247V4L249 3V4H248V5H249L248 8H250L249 10H247L248 8H246V6H247V4H245ZM15 3H16V4H15ZM31 3H32V4H31ZM88 3H89V4H88ZM223 3H224V4H223ZM251 3H252V4H251ZM261 3H263V4H261ZM54 4H55V6H54ZM62 4H63V5H62ZM69 4H70V5H69ZM80 4H81V5H80ZM93 4H94V5H93ZM230 4H232V5H230ZM21 5H22V7H23L22 9H23L24 12L26 13V15H25V13H24L23 11H21V8L18 9V10L21 11V13H24V15H25V16L23 15L24 18L26 17L27 20L29 19V20H28V23L26 22V19H23V18H22L23 16H22L21 13H20L21 16L19 15V13H17V12H19V11H16L15 13L13 12V10H14L15 7H17V6L21 7ZM44 5H45V6H44ZM48 5H49V6H48ZM50 5H51V6H50ZM61 5H62V6H61ZM64 5H65V6H64ZM83 5H84V6H83ZM90 5H91V6H90ZM224 5H225L226 7H225ZM233 5H235V6H233ZM243 5H244V7H245V9H246L247 11L242 9V8H244V7H242ZM245 5H246V6H245ZM251 5H252V6H251ZM260 5H261V6H260ZM56 6H57V7H56ZM63 6H64V7L68 6V7L64 8ZM87 6H88V7H87ZM236 6H237L238 8H237ZM239 6H240L241 8H240ZM10 7H11V8L13 7V8L11 9ZM19 7H18V8H19ZM34 7H35V8H34ZM36 7H37V8H36ZM38 7L40 8L41 11L38 9ZM61 7H62V8H61ZM69 7H70V8H69ZM76 7H77V8H76ZM90 7H91V8H90ZM96 7H97L98 9H97ZM200 7H201V8H200ZM231 7L233 8L232 10L237 9V10L240 11V12H241V9H242V12L244 11L245 13L241 14L242 12L240 13V12H238V11H236V10H234V11H236V12H233V13H232V12H231V11H232V10H231ZM234 7H235V8H234ZM6 8H9L11 12L8 11L9 9H6ZM28 8H30V10H29ZM32 8H33V9H32ZM45 8H46V9H45ZM73 8H74V9H73ZM75 8H76V9H75ZM99 8L102 10V12H101V10L99 11ZM226 8H227V9H226ZM239 8H240V10H239ZM251 8H252V9H251ZM253 8L256 9L255 11H257V12L259 11V15H260V13L262 14V16L260 15L261 18H259V15H258V17H257V15L254 14V13H257V12H254V13H253V11H254ZM25 9H26V10H25ZM57 9H58V11H57ZM71 9H72V11H71ZM79 9H81V11H80ZM202 9H203V10H202ZM44 10H45V11H44ZM50 10H51V11H50ZM63 10H64L65 12H61V11H63ZM66 10H68V11H66ZM76 10H77V11H76ZM132 10H133V9H132ZM230 10H231V11H230ZM30 11H31V12H30ZM33 11H34V12H33ZM39 11H40V12H39ZM56 11H57V12H56ZM135 11H136V8H135ZM250 11H252V12L250 13ZM8 12H10V14H12V12H13V14L16 15V18L18 17L17 20H16V18H15V19H14V22H13V18H12V17H15V16L13 15V16L11 17V15H10ZM69 12H70V13H69ZM133 12H134V11H133ZM230 12H231V13H230ZM237 12L240 13L238 16L236 15ZM246 12L249 13L250 15H248ZM1 13H2V12H0V14H1ZM27 13H28V14H27ZM55 13H57V14L55 15ZM58 13H59V14H63V15L66 13V15L61 16V15H59ZM73 13H74L75 15H71V14H73ZM86 13H89V15L86 14ZM130 13H131V12H130ZM130 13H129V15H130ZM134 13H135V12H134ZM238 13H237V14H238ZM7 14H8V16H7ZM30 14H31V15H30ZM33 14H34V15H33ZM36 14H37V15H36ZM51 14H53V15H51ZM69 14H70V15H69ZM98 14H99V15H98ZM110 14H113V12L110 13ZM135 14H139V13L137 12V13H135ZM252 14L257 18V20L259 19L258 22H259L260 24H259L256 20H254V19H256V18H255L254 16H252ZM257 14H258V13H257ZM17 15L20 16V19H21V20H18V19H19V16H17ZM40 15H41L42 17H40ZM43 15H44V17H43ZM54 15H55V16H54ZM58 15H59V18H60V19L58 18ZM79 15H80V16H79ZM84 15H85V16H84ZM142 15H143V14H142ZM142 15H139L141 18H137V17H135L136 15H134L133 13H131L132 19L137 18V19H135V20H132V22H134L135 25H137V24H138V25L141 24V25H139V26H134V24H133V25H132V26H133V27H132V30H134V29L139 30V28L142 27V29L140 28V29H141V30H140L141 32L139 31V32H140V33H139L140 35H138V36L135 35V34H138V31H137V30H136L137 33H135L134 31H132V38H135V39H136V37H139V36H140V37L137 39L138 41H137V40H136V41H133V39H132V42H133V43H132V45H133V46H132V47H133L132 49L135 48V50H133L134 53H132V50H131V53H132V55H131V56H132V60H133L134 58H136V60H137V58H138V57H136L137 52H139V51L141 50V48H142L144 45H145V46L148 45V42H149V41H152V40L154 39L153 42H155V43H151V44H150V45H153V47H154V44H155V47H156V46L158 47V44H162V45H159V49L156 48V49H158V53H159L160 55H157V52H154V50H156L155 47L153 48V52H154V54H152L153 56L149 55V59L151 58V59H150L151 62L143 63V61H142L141 59L144 57V55H143V56L141 55V58H140V56H139L140 59L137 60V63H142V64H140V66H139V64H136V65H138V67H142V65H143V67H147L148 65H149L148 67H150V66H155L156 68L158 67V68H157L158 71L154 72V74H152V75H153V78H154L155 76H157V77L159 76V78H156V77L154 78L155 81H156V79H157V84H158V85H156V83H154L155 85L152 84L153 86H155V87H153V88H152V87H149L150 85H149V86H144V88L142 87V90H140L139 95L136 94V97H137V98H136L135 100L132 101V102H133V108H134L133 111L138 110V109L140 108V106H141V107H149V106H152L153 103H155V104L157 103V104H156L157 106H155V105L153 104L156 108H157V107L159 108V109H158V110H159L158 113L156 112V114H157L156 117H157L158 119L160 118V119H165V120H167V118H170V117H167L168 115L171 116L172 114L175 113V112L172 113V110H175V111H176L177 109H179V108H176V107L179 106V104H178V105L175 104L178 100H180V96L177 95V96L179 97L178 100H177L178 97L176 96V94H177V93H176V92H177V85H176V82H177V78H178V76H176V75H179V72L181 71V69H179V67L181 66V62H183L184 60L182 59L183 61H181L180 58H181L182 56H180L181 54L178 55L177 52H178V50H179V43H180V41H181V42H182V41L184 42V39H182V40L179 41V40H177V39L174 38V37H170V38L167 37L168 39L173 38V40H175V42H174V41L171 39L172 42H173V44H174V43L178 44L177 46H176V44H175V47H174L173 44H172V42H170V41L168 42V41H167V38L165 37V34H164L165 32L163 31V32H164V33H163V32L161 31V28H162V27H161V26H158V25L161 24V23L159 22V19H158L157 17H155V18H157V21H158V22L155 21L156 19L150 21V20H148L149 18H151L150 16L147 17V15L144 14L145 17L143 16V19H142ZM226 15H227V16H226ZM228 15L230 16V21H228V20H229V19H228V18H229ZM231 15H232V16H231ZM233 15H236V17L233 16ZM52 16H53V17H52ZM72 16H73V17H72ZM90 16H92V18H89ZM112 16H113V15H112ZM114 16H115V14H114ZM114 16H113V17H114ZM137 16H138V15H137ZM239 16H241V19H243V20H242L243 22L241 21L240 18H239L240 20L238 19ZM242 16H244V17L242 18ZM247 16H248V18H247V22H246L245 18H246ZM5 17H6V18H5ZM27 17H28V18H27ZM29 17H30V18H29ZM65 17H67V18H65ZM74 17H75V20H74ZM95 17H96V18H95ZM232 17H235L236 20H234V18H232ZM41 18H42V19H41ZM61 18H62V20H61ZM64 18L67 19V20L63 22V20H65ZM77 18H78V19H77ZM87 18H88V21H87ZM231 18H232V19H231ZM251 18H253V19H251ZM38 19H39L40 21H37ZM58 19H59V20H58ZM82 19H83V21L86 19V21L82 22ZM93 19H96V21L94 22ZM140 19L142 20L143 24H142V22L137 23V20L141 21ZM206 19H207V20H206ZM237 19H238L240 22H239ZM15 20H16V21H15ZM22 20H23V22H26L27 24H26V23H25V24L22 23ZM41 20H42V21H41ZM43 20H44V21H43ZM70 20H71V21H70ZM78 20H79V22H78ZM90 20H91V21H90ZM144 20H145L146 22H145ZM183 20H184V24H186V23H188V22L190 21V19H189V18H186V17L183 18ZM244 20H245V22H244ZM252 20H253V22H252ZM262 20H263V21H262ZM9 21H11V22H9ZM29 21H30V22H29ZM60 21H61V22H60ZM69 21H70V22H69ZM152 21H153L154 23H157V24L155 25ZM226 21L229 22L231 26H230L229 23H227ZM232 21H233V22H232ZM237 21H238V22H237ZM12 22H13V25H11ZM16 22H18V23H16ZM59 22L61 23L60 25H59ZM65 22H68V23H69L68 26H67V23H65ZM74 22H75V23H74ZM88 22H90V23H88ZM93 22H94V23H93ZM135 22H136V23H135ZM234 22H235V23H234ZM255 22H256L257 24H259V25L262 26V27L260 26L261 29H259L260 27H258L257 24H256ZM261 22H263V23H261ZM15 23H16V24H15ZM19 23H21V24H19ZM53 23H54V24H53ZM62 23L64 24V26H63ZM70 23H71V24H74V26H73V25H70ZM146 23H147V24H146ZM158 23H160V24H158ZM236 23H237V25H236ZM251 23H252V24H251ZM253 23H254V24H253ZM17 24H18V26H17ZM28 24H31V25H28ZM34 24H33V25H34ZM52 24H53V25H52ZM56 24H58L59 26H57ZM65 24H66V25H65ZM145 24H146V25H145ZM208 24H209V25H208ZM210 24H211V25H210ZM232 24H234V25H232ZM238 24H239V25H238ZM241 24H243V25L247 24V25H245L246 27L244 26V27H245V28H244ZM255 24H256L257 27L255 26ZM10 25H11V26H14V27H17L16 32L18 31V34H17L16 32H14L15 30L13 29L14 31L12 30L13 34L11 35V28H13V27H11ZM20 25H21V26H20ZM22 25H24L25 28H24ZM27 25H28L29 27L31 26L28 32H27V30H28V28H27L28 26H27ZM91 25H92L93 27H92ZM148 25H149V26H148ZM150 25H151L152 28H150ZM227 25H228V26H227ZM6 26H7V27H6ZM34 26H36V25H34ZM42 26H41V27H42ZM53 26H54V27H53ZM78 26H79V28H77ZM87 26H88L89 31L86 30ZM90 26H91L92 28H91ZM162 26H163V25H162ZM224 26H225V27H224ZM232 26H233L234 28H233ZM235 26H236V27H235ZM237 26H239V27L241 26L239 29L242 30V31H240V30L238 29ZM253 26H255L256 28L253 27ZM19 27H21V29H20ZM43 27H42V28H43ZM63 27H64V29H63ZM71 27H73V28L71 29ZM82 27H84V28L86 27V28L84 29V28H82ZM136 27H137V28H136ZM145 27H146V28L149 27L150 30H147L148 28L146 29ZM158 27H161V28H158ZM163 27H164V26H163ZM207 27H208V28H207ZM229 27H230V28H229ZM231 27H232V28H231ZM251 27L254 28V30H255V32L257 33V35H256L255 32L253 31V28H252V32H251V30L249 29V28H251ZM22 28H24V31H22V30H23ZM69 28H70V29H69ZM80 28H81L82 31L80 30ZM143 28L146 29V30L144 31ZM223 28H224V29H223ZM226 28H227V29H226ZM235 28H237V29L235 30ZM15 29H16V28H15ZM26 29H27V30H26ZM31 29H32V30H31ZM59 29H60V30H66L67 33H66V32H63V31L60 32ZM67 29H68V31H67ZM74 29H75V30H74ZM92 29H93V30H92ZM151 29H152L153 31H151ZM156 29H157V30H158V29L160 30L159 33H154V31H155ZM163 29H165V28H163ZM163 29H162V30H163ZM222 29H223V30H222ZM230 29L233 30V31H228V35H229V36H228V35H227V30H230ZM243 29H245V31H248L247 33H248L249 37H248V35H247V33H246L247 39H246V38H245V39L243 38V37H245V35H244V36H243V35L241 36V34H239V33H241V32H242V34H245V32H243V31H244ZM246 29H248V30H246ZM262 29H263V33H262ZM20 30H21L22 33L20 32ZM25 30H26V31H25ZM40 30L42 31L41 28H40ZM165 30H167V29H165ZM190 30H191V29H189V33H190ZM209 30H210V31H209ZM256 30H257V31H256ZM83 31H84L85 33H84ZM147 31H149V33H150V31H151V32H153L154 34H152V33L149 34ZM167 31H168V30H167ZM167 31H166V32H167ZM197 31L199 32V30L196 29V32H195V33H197V35H195V36L192 35V34H195V33H193L192 31H191L192 33H190V35H192V36L194 37V39L196 40V42H197V41H200V42H201L202 39L200 40V37H199V38L197 37V36L199 35ZM222 31H224V32H222ZM235 31H236V32H235ZM259 31H260V33H259ZM19 32H20V34H19ZM25 32H26L27 34L29 33V34H28L29 36H27ZM42 32H43V31H42ZM54 32L56 33V35H55ZM58 32H60V33H58ZM62 32H63V33H62ZM70 32H71V33L73 32V34H71ZM86 32H87V33H86ZM143 32H144L145 35L143 34ZM145 32H146L147 34H149V35H152L151 38H152V37H154V38H153L152 40L149 39V38H150L149 35L146 36V33H145ZM157 32H158V31H157ZM225 32H226V33H225ZM230 32H231V34H230ZM233 32H234V35H233ZM250 32H251V34H250ZM253 32H254L255 35L252 36V33H253ZM14 33H16V34H14ZM68 33H69V34H68ZM74 33H76L77 35L74 34ZM83 33H84V34H83ZM92 33H94V32H92ZM235 33H236V34H235ZM21 34H22V35L24 34L23 37H22V40H21L20 37H19V39H18V35H21ZM57 34H59V35L61 36V38H63V37H64V38L61 39ZM67 34H68V36H66ZM142 34H143V35H142ZM157 34H158V35H157ZM159 34H160V36H159ZM220 34H221V35H220ZM237 34H238V36H237ZM259 34H260V36L262 35L261 38L259 37ZM10 35H11V36H10ZM14 35L17 36V37H16V39H12V40H14L13 42H16L17 44H16V43H12V42H11V41H12L11 39H10V40H9V39H8V40L5 39V38H9L8 36L14 38V37H15ZM22 35H21V36H22ZM25 35H26V36H25ZM71 35H72V36H71ZM78 35H79V37H78ZM156 35H157V36H156ZM163 35H164V36H163ZM168 35L171 36L169 33H168ZM190 35H189V36H190ZM231 35L234 36V38H233ZM235 35H236V36H235ZM24 36L26 37L25 39H27V37H28L27 42L29 41V42L32 44L31 46H30V44H26L25 47H23L24 45L21 47V45L25 43V41H24ZM34 36H35V37H34ZM81 36H82V37H81ZM144 36H145V38L142 39V37H144ZM161 36H162V37H161ZM166 36H167V33H166ZM199 36H200V35H199ZM215 36H217L216 38H218V39H216V38H212V37H215ZM226 36L229 37V39H228ZM250 36H251V38H252L251 40H250ZM256 36H258V37H256ZM4 37H5V38H4ZM30 37H31V38H30ZM53 37H54L55 39H54ZM56 37H57V39L60 38L61 43H63L62 40L64 41V40H66V38H67V39L69 38V42H66V41H67V40H66V41H64V43H65L66 46L64 45V43H63V45H62V44L60 45V42H58L59 40L57 41ZM65 37H66V38H65ZM77 37H78V38H77ZM80 37H81V38H80ZM83 37H86L87 39H86V38H83ZM158 37H159V38H158ZM195 37H197L198 39H196ZM221 37H222V38H221ZM224 37H225V38H224ZM231 37H232V38H231ZM52 38H53V39H52ZM70 38H72V39H70ZM74 38H75L76 40H75ZM140 38H141L143 41H142ZM157 38H158V39H157ZM162 38H164V39L166 38L165 41H163V43H162V41H159V40H161ZM187 38H189V37H186V39H187ZM190 38H191V37H190ZM190 38H189V39H190ZM210 38H211V39H210ZM223 38H224V39H223ZM235 38H236V39H237V38H240V39L236 40ZM241 38H242V40L244 39V41H243L244 43L241 42ZM254 38H255V39H254ZM4 39H5V41H4ZM73 39H74V42H73ZM84 39H85V40H84ZM135 39H134V40H135ZM144 39H145V41H144ZM164 39H163V40H164ZM221 39H222V40H221ZM253 39H254V40H253ZM261 39L263 40L262 43H261V41H262ZM53 40H54V41H53ZM71 40H72V41H71ZM140 40H141V43L143 42L142 44H144V43H145V44H144V45H141ZM146 40H147V41H146ZM157 40H158L159 42H158ZM192 40H193V38H191L189 41H192ZM210 40H211V41H210ZM233 40H236V41H233ZM245 40H246L247 44H246ZM6 41H8V42H6ZM18 41L21 42L20 45L18 44ZM23 41H24V42H23ZM35 41H36V40H35ZM55 41L58 42V43H57V44H59L58 46H56L57 44H56ZM76 41H77V42L79 41V43H77ZM80 41H81L82 43H80ZM84 41H85V42H84ZM86 41H87V42H86ZM156 41H157V43H156ZM186 41H188V40H186ZM223 41H224V42H223ZM232 41H233V42H232ZM238 41H239V42H238ZM250 41H251V45L249 44ZM252 41H253V42H252ZM256 41H257V44H259V45H257L256 43L254 44V42H256ZM20 42H19V43H20ZM29 42H28V43H29ZM48 42H49V41H48ZM135 42H137V43L139 42V44H137V46H136V43H135ZM178 42H179V43H178ZM202 42H203V41H202ZM214 42H213V43H214ZM219 42H220L221 44H220ZM236 42H238V43H236ZM240 42H241L242 44H240ZM11 43H12L13 45H12ZM33 43H34V45H33ZM46 43H47V42H46ZM46 43H45V44H46ZM71 43H72V45H71V47H70V44H71ZM74 43H75V44H74ZM203 43H204V42H203ZM203 43H201V44H203ZM233 43H234V44H233ZM3 44H2V46H3ZM9 44H10V45H9ZM15 44H16V45H15ZM43 44H44V43H43ZM47 44H49V43H47ZM83 44H84V45H83ZM134 44H135V45H134ZM171 44H172V46H171ZM252 44H253V45H252ZM260 44H262L263 46H261ZM0 45H1V42H0ZM18 45H19V47L21 48L20 50L18 49V48H19ZM77 45H78V46H77ZM82 45H83V46H82ZM222 45H223L224 47L227 46V47H226L227 49L225 48V49L222 50V48H221V47H223ZM229 45H230V46H229ZM238 45H239V46H238ZM248 45H249L250 47H252V48H250ZM14 46H17V47H15V48L18 49V50H17V49H15V48H13L14 50H16V55H15V51H14V50L12 51V47H14ZM49 46H50V45H49ZM81 46H82V47H81ZM145 46H144V47H145ZM160 46H162V49H160ZM205 46H206V47H205ZM236 46H238V47H236ZM243 46H244V47L247 46V47H246L247 50L245 49V52L239 53V51H240L239 48H241V47H243ZM54 47H55V48L57 47V48L55 49ZM60 47H61V48H60ZM65 47L67 48L66 50H65ZM69 47H70V48H69ZM74 47H75V48L78 47V49L75 50ZM137 47H138V48H137ZM144 47H143V48H144ZM163 47H165V48H163ZM177 47H178V48H177ZM202 47H204V48H202ZM213 47H214V44H213ZM224 47H223V48H224ZM254 47H255V48H254ZM10 48H11V51H9ZM24 48H25L26 50H28L29 53L32 52L31 54L27 53V56H28V57L30 56V58L27 57V59H26L27 61H29V63L31 62V63H30V64L32 65V66L30 65L31 68H33V66H34V69H35V70H33V69L29 68V65H28L27 67L29 68V70L32 71L30 74H28L29 70H28L27 72H25L27 68H24V66H25L26 64H29V63H26V64L24 63L25 65L23 66V69H25V71H24L25 73L22 72V71H23V69H22V63H23L24 61H22V63H21L20 66H19L18 63H17V62L19 61V59H21V58H19V57H16L18 54H20V57H21V55H22V59L26 58V53H24L26 50H25ZM71 48H72V49H71ZM166 48H167V49H166ZM168 48H169V49H168ZM174 48L177 49V52H175V51L172 52V51L174 50ZM188 48H189V49H188L189 51H192V49H193V50H196L194 47H192V48L188 47ZM235 48H237V49H235ZM34 49H35V48H34ZM51 49H52V50H51ZM57 49H58V51L56 52ZM59 49H60V50H59ZM63 49H64V51H63ZM73 49H74V52H73ZM165 49H166V50H165ZM176 49H175V50H176ZM209 49H210V50H209ZM228 49L231 50V52H230ZM251 49H253V50L251 51ZM260 49H261V50H260ZM69 50H70L71 52H70ZM161 50H162V51H161ZM169 50H170V51H169ZM217 50H218V51H217ZM232 50H233V51H232ZM235 50H237V51L239 50V51L237 52V51H235ZM254 50H255V52H253ZM257 50H258V52H259L260 54H258ZM8 51H9V52H8ZM19 51H20V53H17V52H19ZM44 51H45V49H44ZM65 51H69V52H65ZM135 51H136V52H135ZM156 51H157V50H156ZM200 51H202V52H200ZM203 51H205L206 53H207V51H209L210 53H211V51H212V53H214L215 56H213V59H212V57H211L210 55H213V54H210L209 52H208L209 54H208V53L206 54V53H204ZM223 51H224V52H223ZM248 51H250V52H248ZM10 52H12V53H10ZM49 52H52V53L50 54ZM58 52L60 53V55H59ZM61 52H62V53H61ZM160 52H162V53H160ZM232 52H233V53H232ZM235 52L238 53V54H236ZM21 53H23V54H21ZM44 53H45V52H44ZM54 53H55V54H54ZM56 53H57L58 56L56 55ZM66 53H67V55H66ZM68 53H70V55H69ZM73 53H74V54H73ZM84 53H85V52H83L82 57H84ZM155 53H156V54H155ZM163 53H164V54H163ZM171 53H172V54H171ZM202 53H203V54H206V55L203 56ZM243 53H244V54H243ZM245 53H248V54H245ZM11 54H14V56L12 57ZM33 54H34V55H33ZM52 54H53V55H52ZM63 54H65L66 56L63 57ZM133 54H134L135 56H133ZM176 54L178 55V59H179L181 62L177 59V57H176L177 55H176ZM198 54H199V55H198ZM239 54H240V55H239ZM255 54L258 55V58H256L257 55L254 56ZM24 55H25V56H24ZM35 55H36L37 57H35ZM73 55H74V56H73ZM75 55H76L77 57H76ZM161 55H162L163 57H165L166 60H163V59H162L163 57L161 58ZM164 55H165V56H164ZM197 55H198L200 58H197V57H196ZM216 55H218V56L216 57ZM230 55H231V58H230ZM241 55H243V56L241 57ZM251 55H252V57H251ZM263 55H264V53H263ZM23 56H24V57H23ZM31 56H33L34 59H33ZM54 56H55V57H54ZM156 56H160V57H158V58H160L161 60L158 59ZM166 56H168V57L166 58ZM179 56H180V57H179ZM207 56H208V57H207ZM225 56H227V58H226ZM235 56H236V57H235ZM2 57H3V55L0 57V59H1L0 61H6V59H2ZM65 57H66V58H65ZM67 57H69L70 60H69V58H67ZM73 57H74V58H73ZM75 57H76V58H75ZM203 57H205V58H204L205 61H204V59L202 60ZM232 57H235V59L232 58ZM237 57H238V58H237ZM254 57H255V58H254ZM14 58H15V59H14ZM36 58H37V59H36ZM54 58H55V59H54ZM61 58H62V60H61ZM63 58H65L66 60L63 59ZM129 58L131 59V57H129ZM153 58H154L155 60H154ZM156 58H157V60H156ZM175 58L178 60L177 62L180 63V66H179V64H177V63L175 64V63L173 62L174 60H176ZM209 58H210V60H209ZM217 58H218V59H217ZM242 58H244V59H242ZM17 59H18V61H17ZM22 59H21V60H22ZM43 59H44V58H43ZM57 59L61 60L62 62H63V60H64V62L62 63L61 61H59V60H57ZM73 59H74V60H73ZM173 59H174V60H173ZM197 59L200 60L199 62H201V60H202V62L199 64V62H198ZM206 59H208V60H206ZM211 59H212V60H211ZM220 59H221V60H220ZM231 59H232V60H231ZM233 59H234V60H233ZM237 59H238V60H237ZM255 59H256V60H255ZM14 60L17 61V62H15ZM32 60H33L34 62H32ZM36 60H37L38 62H37ZM71 60H72V61H71ZM139 60H141V62H139ZM194 60H195V62H197V63L193 62ZM196 60H197V61H196ZM236 60H237V61H236ZM243 60H245V62H243ZM250 60H252V61H250ZM262 60H263V61H262ZM27 61H26V62H27ZM35 61H36L37 63H35ZM65 61H66V62H65ZM73 61H74V63H73ZM133 61H135V59H134ZM155 61H156V62H155ZM159 61H160V62H159ZM163 61H164V62H163ZM207 61H210V62H212V63H210V62L207 63ZM223 61H225V62H223ZM227 61H229V62H228L229 64L227 63ZM233 61H235V63H234ZM239 61H241V64H240L241 67H242V65L244 66V63H245V67H242V68H241V71H240V68L238 69V67H237V66H240V65H239ZM247 61H248V62H253L252 64L257 66V67L254 66V67L257 68V71H256V69H253V67H252L253 65H252V64L248 66V65H247ZM261 61H262V64L259 65V62L261 63ZM8 62H7V63H8ZM56 62H57V63H56ZM59 62H60V63H59ZM161 62H162V64H163L162 66L164 67V69L161 67V64H160ZM172 62H173V63H172ZM175 62H176V61H175ZM191 62H192L193 64H192ZM256 62H257V63H256ZM0 63H1V62H0ZM3 63L5 64L6 62H3ZM3 63H1L2 66H3ZM7 63L5 64V66L8 65V66H7L8 69H12V67H9L10 64H7ZM14 63H15V64H14ZM66 63H68V64L65 65ZM135 63H136V62H135ZM203 63H204V64H203ZM216 63H217V65H215ZM236 63H237V64H236ZM19 64H20V63H19ZM60 64H61V65H60ZM145 64H146V65H145ZM153 64H154V65H153ZM156 64H157V65H156ZM158 64H159V65H158ZM166 64H168L169 67H170V65H172L173 67H170V69H171V68H172V69H171V70H167L169 67L167 68V65H166ZM174 64H175V66H174ZM211 64H212V68H211ZM227 64H228V66H227ZM230 64H231V65H230ZM36 65H37V66H36ZM62 65H63V67H61ZM165 65H166V66H165ZM182 65H183V64H182ZM184 65H186V64L184 63ZM235 65H236L237 68L235 67ZM2 66H0V67H2ZM10 66H11V65H10ZM35 66H36V68H35ZM53 66H54L55 68H57V69H55V68L53 69ZM58 66H60V67H58ZM66 66H67V67H66ZM196 66H195V67H196ZM213 66H214V68H213ZM260 66H261V68H260ZM3 67H4V66H3ZM25 67H26V66H25ZM159 67H161V68L163 69V72L161 71V70H162L161 68L159 69ZM174 67H175V68H174ZM177 67H178V69H179V70H178L179 72H178V73H175V75H172L173 73H172L171 71L176 72V71H177ZM183 67H184V66H182V68H183ZM246 67H248V68H246ZM20 68H21V69H20ZM58 68H59V69H58ZM62 68H63V69H62ZM180 68H181V67H180ZM209 68H210V69H209ZM221 68H222V69H221ZM243 68H244V69H243ZM61 69H62V72H63V73H60V72H61ZM65 69H67V70L65 71ZM68 69H70V70H68ZM212 69H213L214 71H216V72L212 71ZM245 69H246V70L249 69L248 72L245 71ZM251 69L254 71V73H252L253 71H252ZM260 69H261V70H260ZM21 70H22V71H21ZM55 70H56V71H55ZM57 70H60V71H57ZM63 70H64V71H63ZM175 70H176V71H175ZM210 70H211V71H210ZM217 70H218V71H217ZM258 70H259V72H258ZM8 71H10V70H8ZM52 71H53V72H52ZM167 71H168V72L170 71V72H169V73H170V74H169V77L172 75V76H171V79H170L169 77L166 78V74H165V77L163 76V75H164V72L167 73ZM208 71H209L210 73H209ZM221 71H222V72H221ZM228 71H229V72H228ZM250 71H251V72H250ZM255 71H256V72H255ZM260 71H261V72H260ZM19 72H20V73H19ZM43 72H41V73H43ZM50 72H52V73H50ZM157 72H158V73H157ZM205 72H208V73H206V77H205ZM211 72H212V73H211ZM246 72H247L248 74H247ZM249 72H250V73H249ZM7 73H9V72H7ZM7 73H5V74L7 75ZM21 73H22V74H21ZM26 73H27V76H26ZM57 73H59V74H57ZM156 73H157V75H156ZM224 73H225L226 75H225ZM236 73H237V74H236ZM245 73H246V74H245ZM251 73H252V74H251ZM256 73H257V75H256ZM24 74H25V75H24ZM46 74H47V76H46ZM53 74H54V75H53ZM161 74H162V75H161ZM208 74H209V75H208ZM254 74H255V75H254ZM6 75H5V77H6L5 80H6V81H7V79H8V80H11V78H10V74H8L9 76H8V75L6 76ZM50 75H51V76H50ZM57 75H58V76H57ZM167 75H168V73H167ZM229 75L233 76V79H234V80H232V77L229 76ZM42 76H44V74H43ZM52 76H53V77H52ZM207 76H208V78H207ZM249 76H251V77L249 78ZM256 76H257V78H256ZM7 77H8V78H7ZM50 77H51V78H50ZM56 77H57V78H56ZM209 77H210L211 79H210ZM229 77H230L231 79H230ZM15 78H13V80H14ZM23 78H21V79H23ZM52 78H53V79H52ZM63 78H64V77H63ZM160 78H161V79H160ZM164 78H166V79H164ZM213 78H215V79H213ZM221 78H222V79L224 78V80H222ZM227 78H228V79H227ZM48 79H49V80H48ZM75 79H76V78H75ZM158 79H159V80H158ZM172 79H173V81H172ZM209 79H210V80H209ZM220 79H221V80H220ZM242 79H244L243 81H244L245 83L241 81ZM251 79L254 80V81H252ZM45 80H46V79H45ZM55 80H57V81H55ZM61 80H62V79H61ZM154 80H152V81H154ZM227 80H229V81H228L227 83H225ZM236 80H237V81H236ZM246 80H247V82H246ZM18 81H20V80H18ZM50 81H52V83H51ZM155 81H154V82H155ZM170 81H171V82H170ZM205 81H206V82H205ZM210 81H212V82L214 83V85L212 84V87H213V88L216 86L215 84H218V83L220 84V83H221L220 85H218V87H216V88L219 89V90H220L221 88L223 89V90H220L221 94L219 93V90H217V89H216V90H215V89H214V90H211V89H210V88H211V85H210L211 82H210ZM219 81H223L224 84H227V85L229 84V85H228V86H225V85H224V88H223V87H222V82H219ZM257 81H258V82H257ZM53 82L55 83V85H54ZM163 82H165V84H164ZM208 82H210V83H208ZM235 82H236V83H235ZM253 82H254V83H253ZM49 83H51V85H53L54 87L51 86ZM160 83H162L163 85H162V84L159 85ZM172 83H173V85H172ZM206 83H208L210 86H209L208 84L206 85ZM252 83H253V84H252ZM263 83H264V82H262V83H260V84H263ZM247 84H248V85H247ZM6 85L9 86L8 84H6ZM45 85H47V87H46ZM202 85H203V87H202ZM233 85H234V86H233ZM237 85H238V86H237ZM244 85L247 86V88H246ZM159 86H161V88H160ZM163 86H164V88H163ZM207 86H209V87L206 88ZM242 86H243V87H242ZM249 86H251L250 89H249ZM52 87H53V89H52ZM59 87H60V86H59ZM59 87H58V88H59ZM147 87H149L150 90H151V88L153 89V90L151 91V93H150V90L147 89ZM172 87H173V88H172ZM174 87H175L176 89H174ZM226 87H227L228 89H227ZM47 88H48V89L50 88V89L47 90ZM154 88H155V89H154ZM157 88H158V89H157ZM159 88L161 89V91H160ZM171 88L173 89L172 92H170V91H171ZM205 88H206V89H205ZM213 88H212V89H213ZM162 89L164 90V92H163ZM207 89H208V91L206 92ZM242 89H246V90H248L247 93H244V94H246V98L244 97L245 95H242V94L239 92V91L242 90ZM157 90H158V91H157ZM175 90H176V92H174ZM147 91H149V92H147ZM168 91H169V92H168ZM203 91L206 92V93H203ZM211 91L213 92V95H212V96L209 94V93H212ZM42 92H43V91H41L40 93L42 94ZM44 92H43V94H45ZM49 92H50V93H49ZM152 92H153V93H152ZM208 92H209V93H208ZM216 92L218 93V96H217V93H216ZM222 92H223V93H222ZM250 92H251V93H250ZM26 93H27V92H26ZM142 93H143V99L140 98V97H142V95H141ZM162 93H164V96H162V95H163ZM169 93H170V94H169ZM171 93H172V94H171ZM173 93H174L175 95H173ZM207 93H208V95H210V100H209L210 103L208 102L209 96L206 95ZM156 94H158L159 97H158V95H156ZM160 94H162V95H160ZM203 94H205V96H207L208 98L206 99V97H205ZM247 94H248V95H251V96H248ZM27 95L30 96V95H32V94H29V93H28ZM27 95H26L25 97L22 96V97L24 98V99L22 98V100L19 99V96H18V95H16L15 98H14L15 101H20L21 103H23V105L26 103V105H24V107H21L22 104H21L20 102H18V106H17V104H16L17 102H15V101H14L13 103L10 102V101H13V100H14L13 97L10 96L11 98H9V99L7 100L8 103L10 102V103L8 104V106L6 105V108H7V109H5V110L3 109L4 111H2L1 114H4L5 112L9 113V111L11 110V109H10V106L13 107L12 110H15V109H17L18 107H20V108L18 109L19 112H20V110H22V108H23V109L25 108L24 110L21 111V112H23L24 114H25V112H26L27 110H28V111H31V112L33 113L34 110H35V109H33V108L35 107V108L37 109L38 106L40 107L41 104H40L39 102H40L42 99H41V98H40L41 100H40V99H36V101H35L34 97H36V96H37V95H36V96L33 97L34 101H33V99H32V100H29V99H31L32 97H29V96H27ZM46 95H47V94H46ZM153 95H156L158 98H156V96L154 97ZM239 95H240V96H239ZM171 96H172V97L175 96V97L172 99ZM196 96H195V97H196ZM200 96H201V97H200ZM215 96H216V97H215ZM234 96H233L232 98H236V97H234ZM238 96H239L240 98H239ZM254 96H255V97H254ZM257 96H258V97H257ZM27 97H28L29 99H26ZM147 97H148V99L144 100V99L147 98ZM161 97H162V98H161ZM163 97H165V98H163ZM169 97L173 100V102H171V103H172V104H171V103H170V100H171V99H168L169 102H167V103H170V106H169L168 104L165 103V102L167 101L166 98H169ZM199 97H200V98H199ZM227 97H228V96H227ZM247 97H248V98H249V97H252V98L248 99ZM261 97H264V95H262ZM16 98H17V99H16ZM36 98H38V96H37ZM152 98H153V99H152ZM159 98H161V99H159ZM212 98H213V99H212ZM219 98L222 99L223 102L220 101ZM242 98H243V99H242ZM141 99H142V100H141ZM157 99H158V100H157ZM175 99H176V100H175ZM261 99H263V98H261ZM26 100H29V101H28L29 103H28ZM39 100H40V101H39ZM44 100H45V99H44ZM139 100H140V101H139ZM159 100H160L161 102L165 100L164 102H162V104L165 103V105H167L168 108H169V107H172V106H174V105L176 106V107L174 106L175 108L173 107V109L171 108L172 110H170V108H169V110H170V112H171V115L168 114V113H170V112L168 111L167 106L163 107L164 105H162L161 102L158 103ZM172 100H171V101H172ZM206 100H207V101H206ZM211 100H212V101H211ZM215 100H216V101H215ZM30 101H32V102H30ZM53 101H55V100H53ZM224 101H225V102H224ZM33 102L36 103V105L34 104L35 106L33 105ZM56 102L59 103V100H56ZM56 102H53L52 105H54V106H53V109H52V110H50V109H51V108H50V104H49V105H45V107H46L47 109H48L47 106H49V108H50V109H48L49 112H47V113H50V112H52V113H50V114H48V115H45V114H43V113H44L45 111H47V110H45V111L43 110V111H42L43 113L40 111L39 114L42 113V114L45 116V119L48 118V120H49L50 118L53 119L54 117H58V116L62 113V111H61L59 108H57V109H59V111H61V113H60V112H58V110L54 109L56 105L59 107V105H58ZM221 102H222V103H221ZM14 103H15V105H16L17 108L15 107ZM19 103H20V105H19ZM30 103H31V105L33 106V107L31 108L33 111L30 110V108H27V107L31 106ZM54 103H55L56 105H55ZM151 103H152V104H151ZM219 103H220V104H219ZM6 104H7V103H6ZM11 104H12V105H11ZM37 104H38V105H37ZM39 104H40V105H39ZM158 104H159V106H161V108L158 106ZM9 105H10V106H9ZM136 105H137L139 108H138ZM251 105H252V106H255V103H252ZM26 106H27V107H26ZM57 106H56V107H57ZM41 107H44V105H41ZM45 107H44V109H45ZM135 107H136V108H135ZM162 107H163V108H166V109H164V110H167L168 112H167V111H162V110H163ZM222 108L220 107V109H218L219 112L223 110ZM241 108H242V107H241ZM8 109H9V110H8ZM26 109H27V110H26ZM40 109H42V108H40ZM181 109H182V110H181ZM221 109H222V110H221ZM6 110H7V111H6ZM12 110H11V111H12ZM25 110H26V111H25ZM54 110H56V112H54ZM160 110H161V111H160ZM180 110H181V111H180ZM180 110H179L180 113H179L178 111H176V112H178V113L180 114L179 116H182V117H183V116H187L188 113H191V114L194 113V111H191V112H190L189 109H185V108H180ZM183 110H184L183 113H184V114H187V115H184V114L182 113ZM185 110H186V111H185ZM187 110H188V111H187ZM11 111H10L9 115H10V114L12 115V114H15V113H16V114H19V112L17 113L16 110H15V111H12V112H11ZM3 112H4V113H3ZM21 112H20V113H21ZM31 112H27V113H26L28 119L30 118L29 116H31V115H29V114H31ZM161 112H162V114H161ZM166 112H167V113H166ZM186 112H187V113H186ZM54 113H55V114L57 113V114H56L57 116H55ZM58 113H59V115H58ZM5 114H6V113H5ZM16 114H15V115H16ZM24 114H21V115H24ZM42 114H41V116H42ZM166 114H167V115H166ZM175 114H177V113H175ZM191 114H189V115H191ZM6 115H7V114H6ZM28 115H29V116H28ZM49 115H52L53 118H52L51 116L49 117ZM177 115H178V114H177ZM46 116H48V117H46ZM188 117H189V116H188ZM184 118H185V117H184ZM25 119H26V118H25ZM168 120H169V119H168ZM49 121H51V120H49ZM49 121H47L48 124H51L52 122H49ZM47 126H48V127H46V126H42L43 128L40 127L39 130H42V129H44V130H48V129H49V130H52V129H53V130H58V129H59V128H57L58 126H56V129H55V126H54V128H53L52 125H47ZM51 126H52V127H51ZM27 128L29 129V128H31V127L27 126V127L22 128V130H25V129H27ZM46 128H48V129H46ZM253 129L255 130V128H253ZM254 130H248V131H250V133H248L247 130H245V131L242 130V131H244L245 134L248 133V135H247L248 137H249V134H250V135L252 134L253 136H251V137L253 138V137L255 136V134H256V131L254 132ZM148 131H150V132H152V131H155V132H162L161 130H160V131H159V130H157V131H156V130H148ZM170 131H171V133L173 132V133L175 134V131H174V130H170ZM177 131H178V130H176V133H177ZM179 131H181V130H179ZM188 131H193V130H185V132H188ZM197 131H201V130H197ZM219 131H220V130H219ZM223 131H225V130H223ZM232 131L234 132L235 130H232ZM251 131H253L254 134H253V132L251 133ZM258 131H259V130H258ZM155 132H153V133H155ZM182 132H184V131H182ZM237 132H238V131H237ZM246 132H247V133H246ZM239 133H240V134H239ZM239 133H236V134L240 135V136L236 135V136H238V140H243L244 136L241 135V130H239ZM242 134H243V132H242ZM175 135H176V134H175ZM175 135H174V136H175ZM174 136H173V137H174ZM241 136H242L243 138H242ZM256 136H257V134H256ZM239 137H240V139H239ZM245 138H246V135H245ZM249 139H250V137H249ZM249 139H246V140L248 141ZM170 140H172V138H171ZM250 140H251V139H250ZM171 142H172V145L175 144L174 141H169V143L166 144L167 146L165 145V146H166V149L169 148V149L166 150V152H169V153H170V152H173V151H174V152L177 151V149L175 148V146L173 147V146L170 144ZM227 142H228V141H226V142L222 145V147H219V146H217V145H212V146H214V147H212V146L209 147V149L211 148V151H212V149H213L212 152H213V153L215 152L216 154H219V153L224 152V151L226 150L225 152H227V153L224 155V156H226V158H224L223 156H220V158H221V162L224 161V162H225L224 164H223V162H222V163L220 162V159H218L219 157L216 158V161H215L216 164L214 163L213 160H208V162H207V159H206V155H207V154H206V152L208 151V148H206V149L204 148V149H205V150H204L205 152H204L202 147H199L198 150H197L198 152L201 151V153H203L202 155H198L197 153H194V152H196V151H193V150H189V151L183 150L186 154L182 152V153H183L182 155H183V156H184V155H185V156L188 155L187 158L183 157L184 159H183V158L181 159V161H183V164H182V162H181L180 160H175V161H173L174 159H170L169 161H171V162H172V161H173V162H176L175 164L173 163L174 165H172L171 162H169L168 160H164L163 158H161V161H160V159H157L156 161H154V163H153V160H152V161H149L150 163H151V162L153 163V164L151 163L152 165L148 164V162L146 163V167H147L148 165H149V167L152 166L153 168L150 167V169H153L154 171H156V170H158V169H159V171L162 170V168H163V164L166 163V165H164V168H163V171H164V170H165V171H164V172H163V171H160V174L163 176L162 178L166 179V180H164L165 183H166V184L164 183V188H165V192H166V194H167V197H168V196H169V197L167 198L166 196H162V195H159V196H158V193H156L155 191H153V194H152V191H149L148 194L152 195V196H151V197H153L152 199H151L150 195H147V196H145V197H143V198H140V199H141L142 201H149V202H154V201L158 202V201H161V202H159V205L157 204L158 206L156 207L157 210H159V208H160V207H163L164 204H165V202H162V201H166V204H165V205H167V203L170 202V201H169V200H170L169 198L172 197L171 201H172V200H173V201L170 202V205L168 204V206H170V209H169V208H166V207H164V208H166V211L163 210L162 208H161V209L163 210V215L165 214L164 217H163L164 220H165V218H166V215H169V216H170V214H171V210H172V214H171V216L174 214L176 217L174 218V216H172L174 219L171 218L172 220L170 219V221H167V220H169V218L166 219L165 223H166V222H169V223H168L169 226H168L167 224H165V223H164V224L166 225V227H167L169 230H167V228H165V226H163L164 228H162V229H163V230H164V229L167 230V233H168V234L166 233L167 235H165V233H163L164 231H163L161 228H160V229H161V232H162V233H160V230H159V228L157 227V225L154 226V227H156V229H155V230H156V234H153V233H155V230L153 231L152 228H151V231H153V233L149 232L150 229L147 231L148 233H145V236H146V237H147V234H148V237H149V236H152V234H153V236L156 235V238L151 237V240H152V241H154L153 239H155V240L157 241V237H158L159 240H161V242H160V241H157L159 244L156 243V246H158L160 249H158V247H156V246L154 245L156 241H154V244H153L152 241L149 242L150 244H153V247H154V248H157V249H158L157 252L154 250V251H155V255H154V253H153L154 251H150L149 254H148V252H146L145 255H142V256H141V254H140V252H139L140 250L138 249L137 252H138V254H139V257H140V256H141V257H140V258L137 257L138 260L136 261V264H151V263H152V264H163L162 262H164V261L166 262L167 260H168V261H167L168 263L166 262L167 264H172V262H171V263L169 262V261H173V262H174V259L172 260V258L170 257L171 254H172L173 258H174V256L177 257L178 255H179V256H180V255H183V256H185V257L188 256V255H189V256L192 255V257H191L192 259L189 258V256H188V260H187V257H186V258L183 257V256H182V257L185 258L188 262L192 260V261H193V264H195V263H196V264H197V263H199V264H201V263H202V264H207V261H205V263H204V260H206V256H207L206 252H207L208 255H209V253H210L211 251L214 252L216 249H218V250L215 251L216 254L214 253V256H213V253H210V254L212 255L213 261H216V262H212L213 264H215V263H218V264H224V263H226V264H227L228 261H229V262H228L229 264H237V263H238V264H239V263L241 264V262H239V261H242L244 258L247 259V256H248L247 251L245 252V249H246V248H247L246 250H248V253H249V254H250L251 251H252V254H253V255H252V254L249 255V257L251 256L252 261L254 260V262H255V259L257 258L256 260H258V258L260 257L261 260H260V259H259V260H260L261 262L258 260L257 263H258V264H264V260H262V258H264V254H263V253H264V251H263V250H264V247H263V248H259V247H260L259 245H261V244L264 243V242L262 243V241H264V236H262V231H260L261 229H260V227H259V224L257 223V222H259V220H258V219H259V218H258V212H257L258 209H259L258 206H259V204H260V203H259V202H260V199H259V198L261 197V194H262L260 191L264 188V187H263V184H264V183H262L264 177L262 176V177H261L262 180L260 179V175H261L262 173H261V171H259V170H260V166H259V165H256V166L253 165V168H252V167L248 166V165L246 164V162L244 163L243 160H241V158H236V156H234V157H233L234 160H233L232 157L228 156V155L231 153V151H233V148H232L231 145H229ZM226 143H227V144H226ZM169 144H170V146H169ZM226 145H227V146H226ZM165 146H164V147H165ZM168 146H169V147H168ZM216 146H217V147H216ZM224 146L227 147V148H225ZM237 146H239V145H237ZM215 147H216V151H214V150H215ZM229 147L231 148V150H230ZM240 147H241V145L239 146V148H240ZM242 147L250 148V147H252V146H250V147H249V146H242ZM224 148H225V150H224ZM171 149H173V150H171ZM174 149H176V150H174ZM199 149H201V150H199ZM218 149H220V150H218ZM227 149H228V150H227ZM234 149H235V148H234ZM244 149H245V148H244ZM244 149H241V148H240V149H239V153H240V151H241V153L244 151V154H245V150H244ZM250 149H251V148H250ZM250 149H248V150L250 151ZM151 150H152V149H151ZM151 150H150L149 152L152 154L153 151H151ZM217 150H218V151H217ZM221 150H224V151H221ZM249 151H248V152H249ZM192 152H193V154H192ZM225 152H224V153H225ZM187 153H189V154H187ZM201 153L199 152V154H201ZM224 153H223V154H224ZM239 153L237 152L238 155H239ZM241 153H240V155H241ZM191 154L194 155V156H192ZM227 154H228V155H227ZM162 155H163V154H160V156H162ZM169 156H170V155H168L167 158H169ZM195 156H196V157H195ZM162 157H163V156H162ZM165 157H166V156H165ZM192 157L195 158V159L198 158V157H205V159H204V161H203V159H202V160H200V162H198L199 160H195V159H193ZM222 157H223L224 160L222 159ZM191 158H192V160H191ZM186 159H187V160H186ZM235 159H236V160H235ZM194 160H195V161H194ZM229 160H232V161H229ZM237 160H238V162H237ZM164 161H165V162H164ZM178 161H179V162H178ZM184 161H186V162L184 163ZM188 161H190V162L188 163ZM212 161H213V162H212ZM217 161H218V162H217ZM163 162H164V163H163ZM168 162H169V164H170V163H171V164H170V165L167 164ZM192 162H193V163H192ZM211 162L214 163V165H212ZM230 162H231V163H230ZM233 162H234V163H233ZM235 162H236V163H235ZM239 162H242V164L239 163ZM258 162H259V161H258ZM138 163H139V162H138ZM156 163H159L161 166H159V164L156 165ZM178 163H179V164H178ZM180 163H181V165H184V166L182 167V166L180 165ZM190 163L193 164V165H191ZM206 163H207V164H206ZM218 163H219V164H218ZM226 163H228V164H226ZM135 164H137V162H136ZM154 164H155V165H154ZM186 164H187V166H186ZM188 164H189V165H188ZM196 164H197V165H196ZM198 164H199V165H198ZM221 164H222V167H223V165H224L225 168L223 167V169H222V167L220 166ZM230 164H233V165L236 164V165H234V167H236L237 169H238L237 166L239 165V167H240V165H241V167L239 168V169H241L240 171H244V172H246V173H244V172H240L239 169H238V170L235 169L234 167H232L233 165L230 166ZM255 164H256V163H255ZM260 164L262 165V163H260ZM167 165L170 167L169 170H168V169H167V170L165 169V166H166V168H167ZM171 165H172V166H171ZM179 165H180V166H179ZM203 165H204V166H203ZM209 165H210V166H209ZM216 165H217V166H216ZM228 165H229V166H228ZM173 166H176V168H177V167H178V168L181 167L182 170L176 169V168L173 167ZM189 166H191L192 168L189 167ZM193 166H195V167H193ZM201 166H202V167H201ZM247 166H248V167H247ZM257 166H258V167H257ZM262 166H263V165H262ZM172 167H173V168H172ZM186 167H187V168L189 167L187 170H188V173H189L190 176L186 175V172H185V168H186ZM198 167H199V169H198ZM206 167H207V168H206ZM208 167H209V168H208ZM211 167H212V168H211ZM220 167H221V168H220ZM226 167H227V168L229 167V168H228L229 170H228ZM231 167H232V170H233V171L230 170ZM243 167H244V169H243ZM255 167H257L258 169H257V168L255 169ZM154 168H156V169H154ZM250 168H251V170H250ZM171 169H172V170H171ZM221 169H222V170H221ZM234 169H235L236 171H235ZM245 169H246V170H245ZM247 169H248V170H247ZM253 169H254V170H253ZM153 170H152V172H153ZM187 170H186V171H187ZM190 170H191V171H190ZM198 170H199V172H198ZM215 170H216V171H215ZM218 170H219L220 173L218 172ZM220 170H221V171H220ZM223 170H225V171H223ZM252 170H253V171H252ZM255 170H256V172L259 171V173H255ZM170 171H171V172H170ZM183 171L185 172V174L182 173ZM189 171H190V172H189ZM227 171H229L230 174L228 175V177L225 176L226 179L223 180V178H225V177H222V176H224V174L226 175L227 173H229V172H227ZM234 171H235V172H234ZM237 171L240 172L241 176L244 175V174H246V175L241 177L240 174L238 175L239 172H237ZM251 171H252V172H251ZM179 172H180V173H179ZM191 172H192V176H191ZM203 172H204V173H203ZM208 172H209V173H208ZM214 172H215V173H214ZM217 172H218V173H217ZM247 172H249V173L247 174ZM253 172L256 174V176H253V177H252L251 174H254ZM154 173H155V172H154ZM169 173H170V174H169ZM178 173H179V174H178ZM188 173H187V174H188ZM195 173H197V174H195ZM202 173H203L204 175H205V173H206L205 177L201 175ZM210 173H213L214 176H212V174L210 175ZM242 173H244V174H242ZM260 173H261V174H260ZM167 174H168L169 176H168ZM216 174H217V175L219 174V177H217V180H214V179H216V176H217ZM232 174H234L233 177H237V176H238L237 179L234 178V179H235L234 182H232V181H233V180H232L233 177H230V176H232ZM249 174H250V175H249ZM165 175H167L168 177L165 176ZM175 175H177V176H175ZM180 175H181V177H180ZM194 175H195V178H193ZM197 175H200V177H198ZM221 175H222V176H221ZM235 175H237V176H235ZM173 176H174V178H173ZM201 176L203 177V180H202V181H205V182H203V183L201 182V183L203 184V186H201V188L204 189V187L206 188V186H208V187H209V190H210V192L208 193L209 196H208V194L205 195V193L208 192V189H207L208 187L205 189V190H207L206 192H204V190H202L200 187H198L197 189H199V188L201 189V190H198V191H202L201 194H199V192L196 190L195 186H193L194 188L192 187V185H196L198 181H199V183H200V178L202 179ZM206 176H207V177H206ZM165 177H166V178H165ZM179 177H180V178H179ZM183 177H184V178H183ZM185 177H186V178H185ZM189 177H191V178H189ZM197 177H198V178H197ZM208 177H209V178H208ZM220 177H221V178H220ZM239 177H240V178H243V177H244V178H243L244 181H243V180L241 181V179H240ZM248 177H249V178H248ZM257 177L259 178V180H260L261 182L258 180ZM162 178H160V179H157V178H156L157 180L154 179L153 181H156V182H153V183H156V184H157V182L162 183L163 180H162L161 182L159 181V180H161ZM168 178H170V180H168ZM182 178H183V179H182ZM187 178H189V180H184V179H187ZM211 178H212V179H211ZM218 178L220 179L219 182H218ZM228 178H229L231 181H228V180H229ZM238 178H239L240 181L238 180ZM246 178L249 179V181H248ZM256 178H257V179H256ZM173 179H176L175 182H174ZM180 179L182 180L183 183L180 182V181H181ZM191 179H192V180H191ZM197 179H198V181H197ZM206 179H207V180H206ZM210 179H211V180H210ZM221 179H222L223 181H222ZM250 179H251V180H250ZM167 180H168V181H172V180H173V184H172L171 182L167 183V182H168ZM177 180H179V181L176 182ZM209 180H210V181H209ZM213 180H214V182H216V184H215L214 182H212ZM225 180L229 182V183H227L228 185L226 184V181H225ZM236 180H238V181H236ZM253 180H254V181H253ZM256 180H258L259 182H258V181L256 182ZM192 181H194L195 183L193 182L194 184L191 185ZM196 181H197V182H196ZM206 181H207V183H206ZM235 181H236L237 185H236ZM246 181H247V182H246ZM251 181H252V182H251ZM184 182H185V183H184ZM208 182H209V183H208ZM210 182H211V184H210ZM222 182H223L224 185L222 184ZM231 182H232V183H231ZM240 182H241V183L243 182V183H242V186L245 184V182L247 183V184H245V185L243 186V188H245V189L242 188ZM249 182H250V183H249ZM178 183H179V184H178ZM204 183H205L206 185H204ZM212 183H213V185H212ZM251 183H252V184H251ZM253 183H254L255 185H254ZM257 183H258V184H257ZM260 183H261V184H260ZM167 184H168L169 186H168ZM170 184H171V185L176 184V186H171ZM182 184H183V185H182ZM207 184H209V185H207ZM218 184H219V185H218ZM221 184H222V186H221ZM225 184H226V185H225ZM232 184H233V186H231ZM248 184H249V185H248ZM256 184H257V185H256ZM177 185H178V188H177ZM181 185H182L183 187H182ZM185 185H187L188 188H187V186L185 187ZM217 185H218V186H217ZM229 185H230V186H229ZM261 185H262V186H261ZM167 186H168L169 188H170V187H173V188L175 187V188H174V190H173V189H168ZM214 186H215L216 188H215ZM223 186H224V190H222V189H223ZM226 186H227V187H226ZM236 186H237V187H236ZM250 186H251V187H250ZM256 186H258V187H260V188L262 187V189L260 190V188H257ZM190 187H191L192 192L189 193V191H190ZM211 187H212V188H211ZM235 187H236V189H235ZM246 187H247V188H246ZM255 187H256V188H255ZM184 188H185V190H184ZM186 188H187V192H186ZM217 188H220V189H217ZM225 188H226V189H225ZM228 188H229V189H228ZM238 188H239V190L241 189V191H239ZM248 188H249V189H248ZM250 188H251V189H250ZM176 189H177V190H176ZM181 189H182V190H181ZM256 189H258L259 192H257ZM169 190H170V192H169ZM183 190H184V191H183ZM211 190H212V191H211ZM216 190H217V191L220 190V191L217 192ZM225 190H227V192H226ZM229 190H232V191L234 190V191H233L234 193H233L232 191H231V192H232L233 194L230 193ZM236 190H238V191L235 192ZM252 190H253V192H252ZM172 191H173V192L175 191V192L173 193ZM179 191H181V192L179 193ZM222 191H223V192H222ZM249 191H250V192H249ZM150 192H151V193H150ZM168 192H169V194H168ZM183 192H184L185 194H183ZM212 192H213V193H212ZM216 192H217V193H216ZM220 192H222V194H221ZM225 192H226V193H225ZM238 192L240 193L239 195L242 196L241 199H240V196L238 197V194H237V196L235 195V194L238 193ZM244 192H245V193H244ZM248 192H249L250 194H252V195L250 196V194H249ZM255 192H257L258 195H257ZM155 193H156V194H155ZM171 193H172V194H171ZM186 193H187V196H188V197L186 196ZM193 193H194V195H195V193H196V195H195L196 197H193V195H192ZM202 193H203L205 196L202 195ZM211 193H212V194H211ZM243 193H244V194H243ZM260 193H261V194H260ZM154 194H155V195H154ZM175 194H176V195H175ZM181 194H182V195H181ZM188 194H190V196H189ZM216 194H217V196L221 194V195H220L221 198H219V199H221L220 201H217V200H219V199H216V197H217ZM225 194H226L227 196H226ZM230 194H231V197H230ZM253 194H254V195H253ZM164 195H165V194H164ZM171 195H172V196H171ZM178 195H179V197H180V195H181V197L179 198ZM198 195H202L203 197H202V196H198ZM210 195L213 197V199H210ZM234 195L236 196V198H238V200L235 199V196H234ZM243 195H244L245 197H244ZM136 196H137V195H136ZM154 196H155V197H154ZM156 196H157V197H156ZM160 196H162V197H160ZM183 196H184V197H183ZM206 196L209 198V199H208L209 201H207ZM215 196H216V197H215ZM222 196H224V198L227 197V198H226L227 200H229V199H231V200H229V202H228V201L225 200ZM137 197H138V196H137ZM146 197H147V198H146ZM165 197H166V198H165ZM189 197H190V198H189ZM198 197H200V198H201V197L204 198V199H202L204 202H203L200 198H198ZM232 197H234V198L232 199ZM247 197H248V198H247ZM251 197H252V199H251ZM258 197H259V198H258ZM159 198H160V199H159ZM164 198H165V200H162V199H164ZM173 198H174V199H173ZM177 198H179V199H178L179 201H176ZM184 198H185V199H184ZM192 198H193V199H192ZM217 198H218V197H217ZM253 198H254V199H253ZM255 198H258V199H257L258 202H257V201H254ZM145 199H146V200H145ZM148 199H149V200H148ZM167 199H168V200H167ZM180 199H181V200H180ZM187 199H188V200H187ZM195 199H196V200H195ZM222 199H223V200H222ZM239 199H240V200H239ZM136 200H137V199H136ZM138 200H139V197H138ZM153 200H154V201H153ZM184 200H186V201H184ZM192 200H194L195 203H193ZM211 200H214V201L212 202ZM224 200H225V201H224ZM235 200H236L237 202H236ZM244 200L247 201V203H246L247 205L244 203V202H245ZM248 200H249L250 202H248ZM167 201H168V202H167ZM180 201H181V202H180ZM182 201H183V202H182ZM188 201H189V202H188ZM197 201H198V202L202 201L203 204H202V202H201V204H200V203H196ZM205 201H206V202H205ZM216 201H217V202H216ZM230 201H231V202L233 201V202L231 203ZM234 201H235V203H234ZM239 201H241L242 204H239V203H241V202H239ZM251 201H252V202H251ZM184 202H185V203H184ZM186 202H187V203H186ZM207 202H208V203H207ZM210 202H211V204H210ZM215 202H216V203H215ZM219 202H220V203H219ZM227 202H228V204H227ZM253 202H254V203H253ZM255 202L258 204V206H257V204H256ZM161 203H163L162 206H161ZM175 203H179V205H178V204H175ZM189 203H190V205H189ZM192 203H193V204H192ZM204 203H207V206H206V204L204 205ZM224 203L226 204V206H229V207H228L229 209L232 208V207L235 208V206H236L235 204H238L239 206H238V205L236 206L237 209H236V208H235V209L232 208V209H230V210H229V209L227 210V208L224 207V206H225ZM229 203H230V204H229ZM186 204H188L189 206L186 205ZM194 204H195V205H196V204L198 205V207H197L196 209L194 208V207H195ZM221 204H222V206H221ZM232 204L235 205V206H233ZM253 204H254V205H253ZM255 204H256V206H257V210H256V206H255ZM171 205H172V206H171ZM180 205H181V206H180ZM183 205H184V206H183ZM192 205H193V207H192ZM200 205H201V206L203 205V207H201ZM216 205H218V209H217V206H216ZM243 205L245 206V208H246L245 210H247V213H246V211H243V210H244V206H243ZM250 205H251V206H250ZM252 205H253V206H252ZM173 206H174V207H173ZM175 206H176V207H175ZM179 206H180V207H179ZM186 206H188V208H187ZM190 206H191V207H190ZM213 206L215 207V209H211ZM240 206H243V207L241 208ZM158 207H159V208H158ZM209 207H210V210H209ZM222 207H223V210H225L224 208H226V210H225L224 212H223V210H222ZM247 207L249 208V210H248ZM253 207H254L255 209H254ZM173 208H174V209L176 208V210H174ZM177 208H178V209H177ZM180 208H182V209L184 208V209H183V212H185L184 215H185L186 213H189V212H190L189 214L191 215V214H192V211H194L192 208H194V209H195L194 216L197 214V215L195 216V217H196V221H194V220H195V217H194V218L192 217L193 214L190 216L192 219L189 217V214H186V216L189 217V219H191V221H192L191 224H188V223H190L191 221H190L187 217H186V218L189 220V222H188V220H186L185 216L183 215L182 209H180ZM189 208H191L192 210L190 209V211H189V210L187 211V209H189ZM203 208H205V210L207 209L206 211H208V212L206 213V211L204 210V213H203V212H202V211H203ZM219 208H221V210H220ZM238 208H240L241 211H240ZM250 208H252V210H251ZM161 209H160V211H161ZM167 209H168L169 211H168ZM197 209H199V210H197ZM201 209H202V211H200ZM233 209H234L235 211L237 210L236 212H238L239 215L235 213L236 216H235V215L233 216V213H234ZM179 210H180L182 213L179 212ZM185 210H186L187 212H186ZM231 210H232V211H231ZM238 210H239V211H238ZM164 211H165V212H164ZM176 211H177V212H176ZM211 211H212V212H211ZM215 211H216V212L220 211V212L216 214ZM230 211H231V212H230ZM251 211L253 212V214H250V213H249V212H251ZM169 212H170V213H169ZM173 212H174V213H173ZM178 212H179V214H178ZM198 212H199L200 214H199ZM201 212H202L203 214H202ZM213 212H214V213H213ZM225 212H226V214L223 215V213H225ZM241 212H242L243 214H242ZM252 212H251V213H252ZM159 213L161 214V217H162V211H161V212H158V215H159ZM175 213H177L178 216H177ZM208 213H209V214H208ZM221 213H222V214H221ZM227 213H228L229 215H228ZM244 213H245V214H244ZM213 214H214V215H213ZM231 214H232V216H231ZM248 214L251 215V216H249ZM198 215H199V216H198ZM200 215H202V216L204 217L203 220H202L203 217L200 216ZM205 215H207V216H205ZM211 215L214 216V217H213L214 219L212 218ZM217 215H218V217H217ZM221 215H222L223 218L220 217ZM183 216H184V217H183ZM225 216H226V217H225ZM237 216H238V217H237ZM167 217H168V216H167ZM177 217H180V218H177ZM182 217H183V218H182ZM209 217H210V218H209ZM219 217H220V219H219ZM224 217H225V218H224ZM236 217H237V219H236ZM243 217H244V218H243ZM246 217H248V218H246ZM256 217H257V218H256ZM176 218H177L178 220L182 219V220H185L186 222H188V223H186V227H187L188 225H189V226L191 225V227H192V225H194V224L196 223V224L194 225V228L199 229L198 231H199V232L201 231V234H200L198 231H196V229H195V231H193L194 229H192L191 231H193V232L190 233V231H189V230L191 229L190 227H187V228H189V229L184 230L183 228H186V227H182V226L184 225L185 222L183 223L182 220H180V222H179L178 220H176V221L174 222V220H175ZM205 218H206V219H205ZM238 218H239V220H238ZM240 218H242V219H240ZM193 219H194V220H193ZM200 219H201L202 222H203V221H206V222H203V223H204V224H203V223L200 221ZM207 219H208V220H207ZM215 219H216V220H215ZM221 219H222V220H221ZM223 219H225V220H227V222H229V223H228V226L225 224L226 221H224ZM232 219H234L236 222L233 220V222H234V223H233V222H232ZM198 220H199V222H201V223H199ZM210 220H211V221H210ZM213 220H214L215 223L217 222V223H216L217 225H216L215 227H214V224H215V223L213 222ZM217 220H218V221H217ZM219 220H220V221H219ZM245 220H246V221H245ZM255 220H257V221H255ZM171 221H173V223H175L176 226H172V225H171ZM207 221H209V222H207ZM223 221H224V222H223ZM237 221H238V223L242 224V225H240V226H242L243 229L238 230V229H239V226H238ZM239 221H241V222H239ZM252 221H253L255 224H253ZM176 222H179V223H178L179 225H178ZM218 222H220V223H218ZM244 222H246V224H244V225H245V228H244V225H243ZM173 223H172V224H173ZM181 223H183V225H182ZM213 223H214V224H213ZM235 223H236L237 225H234ZM259 223H260V222H259ZM154 224H155V223H154ZM154 224H153V225H154ZM164 224H163V225H164ZM180 224H181L182 226H181ZM199 224H202V225H199ZM211 224H213V225L210 226ZM218 224H219V225H218ZM229 224H230L231 226H229ZM173 225H174V224H173ZM222 225H223V227H225V230H226V231L224 230V228L222 227ZM232 225H234V226H232ZM178 226H179L180 229L178 228ZM184 226H185V225H184ZM200 226H202V229H201ZM218 226H219V227H218ZM236 226H237V227H236ZM251 226H252V227H251ZM254 226H255V228L252 229ZM151 227H152V226H151ZM154 227H153V228H154ZM170 227H171V230H170ZM174 227H175V228H174ZM198 227H199V228H198ZM204 227H205V228H204ZM210 227H212V229H211ZM217 227H218V228H217ZM226 227H229V228L226 229ZM231 227H233V229L230 230V231H232V232L229 231V229H230ZM257 227H258V228H257ZM157 228H158V229H157ZM203 228H204V229H203ZM206 228L209 230V232H210V229H211V232H210V233L207 232V229H206ZM209 228H210V229H209ZM219 228H220V230H219L220 233H222L221 235L219 234V231H218ZM221 228H222V229H221ZM234 228H235V230H237V233H239V235H238L237 233H235L236 231H233ZM240 228H241V227H240ZM174 229H175V230H174ZM177 229H178V231L182 230L181 232H183V234H181V232L179 233V232L177 231ZM244 229H245L244 232L241 231V230H244ZM259 229H260V230H259ZM166 230H165V231H166ZM172 230H174V232H172ZM203 230H204V232H206L207 234H204ZM227 230H228V234H227ZM258 230H259L260 232H257ZM185 231H186V234H187L188 231H189L190 234H192V233L194 234V233L196 232V234H197L198 236H197L196 234H194L195 237L193 236L194 239H193V240L191 239V241H193V242L191 243V241L189 240V239H190V237H189L190 234H188V236H187V239H188V241H187L188 243H187V244H188V245H187V246H189V248H188L187 246L185 247L186 249H188V251L184 248V249H185V250H184L185 252L183 251L184 254H181L180 251L183 250V247H182V243H180V242H182V241H180L179 239H180V236H181V237L183 236V237L185 238V236H186V235H184V234H185V233H184ZM213 231H214V232H213ZM223 231H224V232H223ZM239 231H240V232H239ZM252 231H253V232H252ZM254 231H256V232H254ZM158 232H159L161 235H159ZM175 232H177L175 235H176V236L179 235V236L175 237V236H174V233H175ZM215 232H216V234L220 235L221 237H218V235H216ZM217 232H218V233H217ZM233 232L235 233V234H234L235 236L233 235L234 238H231V239H230V237H229L228 235L231 236L230 233H233ZM150 233H151V235H149ZM172 233H173V236L171 235ZM178 233H179V234H178ZM213 233H214V234H213ZM223 233H224V234H223ZM225 233L227 234L228 238H227V236L225 235ZM240 233H241V234H240ZM244 233H245V236H246V237H245V236H242V234H244ZM252 233H255V234H252ZM257 233H259V234L257 235V236H259V237H256V234H257ZM157 234H158V235H157ZM180 234H181V235H180ZM203 234H204V235H203ZM209 234H210V235H209ZM212 234H213V236H214V239H215V236L217 237L215 240L218 241V242H217V241H214V239H213V245H211V244H212V241L208 240V238H209V239H210V238L212 239ZM236 234H237V235H236ZM246 234H248V235H246ZM260 234H261V235H260ZM168 235H169V236H168ZM201 235H202L203 237H201ZM205 235L207 236L206 239H205V237H204ZM250 235H251V237H252V238H250V239H252L251 242H250L249 239L246 240V238H249ZM254 235H255V237L257 238V240H259V243L256 242V240H255L256 238L253 239ZM161 236L165 239V242L162 241V239H161L162 237H161ZM164 236L169 237V238H166V237H164ZM171 236H172L173 239L171 238ZM190 236H191V235H190ZM196 236H197V238H196ZM210 236H211V237H210ZM223 236H224V237H223ZM225 236H226V237H225ZM237 236L240 237L239 242L241 241V242H242V245H244V247H245V242L247 241V242H246V247H245V248H244L242 245H240V246L238 245V244H241V242H240V243L238 242ZM241 236H242V238H241ZM260 236L263 237V238H261L262 240L260 239ZM146 237H145V239H146ZM148 237H147V238H148ZM160 237H161V238H160ZM174 237H175L176 239H175ZM183 237L181 238V240L184 239ZM188 237H189V238H188ZM193 237H192V238H193ZM170 238H171V239H170ZM199 238H201V241H202V242L199 241V240H200ZM202 238H204V239L202 240ZM226 238H227V239H226ZM243 238H244V239H243ZM164 239H163V240H164ZM166 239H167V240H166ZM174 239H175V240H174ZM219 239H220V240H219ZM221 239H222V240H221ZM224 239H226V240H224ZM229 239H230L231 243H232V241H233V245H234V243L237 241L236 246L234 245V246H235V249H233L234 246L231 245V243H229ZM232 239H233V240H232ZM234 239H235L236 241H235ZM169 240H171V241L174 240L175 242L177 241L176 244H180L181 247H182V249H181V250H177L178 247H179V248H181V247H180L179 245L174 246L175 243L173 244V241H172V244H170L171 241H169ZM185 240H186V238L184 239V242H185V243L183 242V245L186 244V241H185ZM195 240H196V242H194ZM206 240H207V241H210L211 244H209V245L206 244V242H205ZM45 241H46V243H48V241H47L46 239L44 240V242H45ZM148 241H150V237H149V240H147L146 242H148ZM179 241H180V242H179ZM189 241H190V242H189ZM244 241H245V242H244ZM169 242H170V243H169ZM197 242H198V245H197V246L199 247V245H200V247H201V248L203 247V249H200V248H199V250H198V247L196 246ZM203 242H204V243H203ZM210 242H207V243H210ZM214 242H215L216 244H219V242L222 243V244H219V246H218V248H217V246L214 247V245H216ZM254 242H255V245H256V246L253 245ZM161 243L163 244V246H162ZM189 243H191V244L194 243L195 245L193 244V245H192L193 247H191V245H190ZM199 243H201V244H199ZM224 243H225V244H224ZM249 243H251V244H249ZM252 243H253V244H252ZM257 243L259 244V245H258V246H259L258 248H259V250L261 249V253L263 254V256H261V253L258 251V249H256V248H257ZM73 244H74V243H73ZM160 244H161V245H160ZM166 244H168V245H166ZM169 244L171 245V251H169V249H168V248H169V247H168ZM203 244H204V245H208L209 247H207V246H203ZM247 244H249V248H251V247L253 246L254 249H253V248H252V250H251V249H248V245H247ZM45 245H47V244H45ZM75 245H77V244L75 243ZM223 245H224L225 247L228 246V248H225V249H228L227 251L225 250L226 253H225V252H222V251H224V250H222L223 248H221V247H223ZM230 245H231V246H230ZM237 245H238V246H237ZM250 245H252V246H250ZM48 246H49V244H48ZM48 246L45 247V251L47 250L46 248H48ZM78 246H79V247H78ZM164 246H166V247H164ZM172 246H174V248H173L174 250L172 249ZM184 246H185V245H184ZM212 246H213L214 248H216V249L214 250V249L212 248ZM262 246H263V245H262ZM262 246H261V247H262ZM70 247H71V248L74 247V249L71 250V252H73V253L75 252L76 254H78L77 252H79V253L81 252L80 244L77 245V246H74V245L71 246V245H70ZM75 247H76V249H75ZM77 247H78V248H77ZM190 247L193 248L192 251L195 250V249L197 248L198 251H197V250L194 251L195 254H196V252H197V255L193 254V252H192L191 250H190V251H191V254L189 253V252H190V251H189ZM236 247H237V249H236ZM241 247L244 248V250L242 249L243 251L240 250ZM255 247H256V248H255ZM163 248H164V251H163ZM166 248H167L168 250H166ZM206 248H207V250L205 251ZM209 248H210V249L212 248V250L210 251ZM219 248H221L222 251H220ZM78 249H80V250L77 251ZM175 249H176V250H175ZM229 249H230V250H229ZM262 249H263V250H262ZM172 250H173V251H172ZM238 250H239V251H238ZM249 250H250V252H249ZM160 251H161V252L163 251L164 253H163V252L161 253ZM174 251H175V252H174ZM176 251H179V252H176ZM201 251H202V252L205 251V253L202 254V257H203V258H201V256H200L201 253H202ZM217 251H218V253H217ZM229 251L233 252L232 254L235 255V256L231 255V252L229 253ZM237 251L239 252V254L237 253ZM240 251L243 252V253L241 254ZM255 251H256V254H258L257 256L254 254ZM262 251H263V252H262ZM168 252H169V253L171 252V253L169 254ZM181 252H182V251H181ZM187 252H188V253H187ZM199 252H200V253H199ZM221 252H222V253H221ZM227 252H228V254H227ZM75 253H74V254H75ZM150 253H153V256H154V257H153ZM165 253H166V254H165ZM175 253H178V254H175ZM186 253H187V254H186ZM220 253H221V254H220ZM234 253H236V254H234ZM245 253H246L247 255H246ZM147 254H148V256H147ZM157 254H158V255H157ZM159 254H161V255L159 256ZM162 254H163L164 256H163ZM167 254H169L170 256H169V255L167 256ZM173 254H174V255H173ZM218 254H219L220 256H219ZM223 254L226 255V257H224ZM149 255H150V256H149ZM193 255H194V256H193ZM238 255H239L240 257H238ZM243 255H244V258L241 257V256H243ZM254 255H255V256H254ZM143 256H144V257H143ZM146 256H147V257H146ZM156 256H157V257H156ZM165 256H167V258L169 257V259H167ZM197 256H198V257H197ZM222 256L224 257L223 261L221 260V259H222ZM228 256H229V257H228ZM252 256H254V257L252 258ZM145 257L148 258V260L145 259ZM149 257H151V258H149ZM161 257H162V258L165 257L164 261L161 259ZM193 257H194V258L196 257L195 260H194ZM214 257H215V258H214ZM216 257H217V258H216ZM220 257H221V258H220ZM237 257H238L239 261H237ZM261 257H262V258H261ZM141 258H142V259H141ZM152 258H154V260H156V258H157V260H156L157 263H156L154 260H153L154 263H153V261L149 262V260H151ZM159 258H160L162 261H160ZM183 258H181V257H178V259L175 258V259H177V261H179V259H180V261H181V263H180V262L177 263V261H175L176 264H184V263H185V264H188V262H187V261L185 262V259H183ZM199 258H200V260H199ZM218 258H219V259H218ZM225 258L228 259V260L225 261ZM233 258H234V259H233ZM235 258H236V259H235ZM139 259H140V260H139ZM158 259H159V261H158ZM166 259H167V260H166ZM170 259H171V260H170ZM201 259H202V260H201ZM241 259H242V260H241ZM246 259H245V260H246ZM135 260H136V257H135ZM145 260H146V261H145ZM182 260H183V261H182ZM196 260H198V261H196ZM219 260L222 261L223 263H221ZM234 260L236 261L235 263H234ZM245 260H243V261L245 262ZM248 260H249V258H248ZM142 261H143V262H142ZM192 261H191V262H192ZM199 261H200L201 263H200ZM217 261H218V262H217ZM252 261H250V262H252ZM137 262H138V263H137ZM139 262H142V263H139ZM144 262H146V263H144ZM147 262H149V263H147ZM182 262H183V263H182ZM244 262H243V263H244ZM262 262H263V263H262ZM166 263H165V264H166ZM212 263H211V264H212ZM248 263H249V262H245L244 264H248ZM255 263H256V262H255ZM257 263H256V264H257ZM189 264H192V263H189ZM208 264H210V263H208ZM249 264H250V263H249ZM252 264H253V263H252Z\"/></svg>",
	"mask_w": 264,
	"mask_h": 264
}]
</instances>
